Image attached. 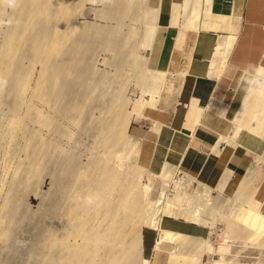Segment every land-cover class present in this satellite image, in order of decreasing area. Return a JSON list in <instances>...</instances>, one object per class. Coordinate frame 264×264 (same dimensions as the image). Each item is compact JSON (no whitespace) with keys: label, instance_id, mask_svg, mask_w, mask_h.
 Returning <instances> with one entry per match:
<instances>
[{"label":"rangeland","instance_id":"obj_1","mask_svg":"<svg viewBox=\"0 0 264 264\" xmlns=\"http://www.w3.org/2000/svg\"><path fill=\"white\" fill-rule=\"evenodd\" d=\"M14 1V0H13ZM17 1V0H16ZM15 1V2H16ZM30 1L29 3L27 2V5L28 7H26L25 9H22V10H26L27 12L30 11V13H26V11H22L20 9V2H22L20 0V2H12V0H8V3H7V7L5 8V11H4V14L6 16V18H4V20L2 22H5V23H1L0 26H2V31L0 29V51L2 50V47H3V42L2 40L3 37H1L3 35V33L5 34L6 30L4 28H9V25L13 22H15L14 20H19L20 22H22V20H20L19 18H21L22 16H24V12L28 15V16H32V18H30V20L37 18L35 19L37 21L33 22V24H39L38 22H40V26L37 25V26H33V27H36V30H34L35 28H33L32 26H30L31 24L27 25L29 26V28H32L31 30V34L27 33V36L23 35L24 39L27 41H22L21 42V45L22 47H17L16 46V49L17 51H20L21 53H17L16 49H15V61L14 62H18V63H15L18 64L19 66H15L13 68V66H11V68L13 69H10V72L12 73H15L14 75L13 74H10L8 75V77H11V78H8L3 80L0 78V134H3V135H0V264H46V261H44L45 259H47V257L50 255L49 253L51 252V248H50V237H48V235L51 234V232H55L56 234V238H59L61 239V241L65 242L64 244L65 245H68V246H71L73 244H78L80 243V239H78L79 237H77L75 234L76 232V229H77V226L79 225V219L81 218H84V219H87V223L89 224L88 228L89 229H92V230H97L100 232L99 233H105L107 234L108 231L105 229H107V226L108 228H110L112 226H115V224H111L112 220H114L117 215H119V212L117 213V211H114L115 209V202L117 201V199L119 198L118 196H120L119 194L121 193V189H125V186H127L130 190H134V191H137V190H140L141 189V186H145V185H148L149 181H150V184L148 186H150V191L148 192V194L146 195V200L142 199V202H144L143 204H146L147 203V200H148V197L150 198L149 200L150 201H153V197L154 199H156V195H158V192L160 190V182L157 181V179H150V167H149V163H150V160L151 159V155L154 154L155 150H156V146H157V143L154 142V144L152 145H149V149L150 151H148L149 155H144L143 157H140L137 155L136 157V148L134 147H137L138 149V146L135 145L134 146V143L132 146H130L131 144H129L128 142V137L129 136V139H140V150L142 149H145L144 147V143L145 141L142 142L141 137L142 135H147V132L151 129L152 126V122L150 120H144V119H133L129 126L126 128V131H125V140L124 142L123 141H118L120 143H112V142H116L115 140H112L114 138V134H113V131L112 132H108V130L105 131L104 129V135L102 133V130L99 126L101 125L102 127L105 125L106 128L107 126L109 127V125H113L115 122L116 124H118V117L116 118L117 115L116 112H118L117 114H119V111H121V109L124 111V112H127V111H130L132 110L133 108V101L136 100L137 98H139V94H140V91H142L146 84V88H147V85L149 87V85L151 84L150 80H148L150 78V76H148L147 74L143 76H138V75H141L140 73L138 72H135V73H132V72H124V71H121L122 69L121 68H118L116 70L117 67H119V60H120V56L123 54V51L122 49L120 51H122V54L120 53V55L118 54V51H116L115 47H114V43L116 44V42L112 41V38L113 37V34H114V31L116 32V29H117V33H118V30L120 29V33H118V35H120L121 37H125L124 34H126L125 32H128V29L129 27L134 26V28H138L139 26L137 25L135 27V25H131L130 24V16L128 14L129 17L127 18L126 16H124L125 18H122L124 20H122L120 17L118 18L119 19V22L121 20V22H124V27H122V24L120 22L119 26H118V21H117V18L115 16H112V14H110L111 12V5L110 6V3L108 4L109 1H106V0H103V1H97L98 3L95 2V4H93L90 0H79L80 1V4L81 6L79 7L80 4H78L79 2L75 1L74 5H73V9L72 11L75 13L73 15V12H72V17L70 18L69 20V24H66V26L68 25V30L71 29L72 27V30L71 31H67L68 33V37L66 36L67 34H64L66 37H64V35H62V40H61V37L60 39H58V45L60 44L61 45V50L63 53H59L57 56L55 55V57L48 59L50 61V63L46 62V59H45V56L43 55V58L45 59L43 61V59L38 56L39 53L37 54V49H35L34 51L36 52H33L32 50L34 48H36V43H34L33 45V41L32 39H35V40H38V36H41V34L43 32H45L44 34L47 33V30L48 31H51V28H56V26L58 25V23L60 24L62 21L61 19L59 20L58 18L61 16H59L58 19L59 21L61 22H57V25L55 24L54 26L52 24H54V21L56 20L55 17L52 19L51 17V20L52 22H50L51 20L47 17L50 16V7H45V6H49L51 3H53L54 1L53 0H47L46 1V4L44 3V9L46 8L47 11L49 12L48 16H37L35 17L34 16V13L32 10V7L33 9H37V5L39 2L41 3V1H37L35 2V0L32 2L31 0H28ZM44 1V0H43ZM49 1V2H48ZM85 1V2H84ZM87 1V2H86ZM111 1V0H110ZM119 0H115L114 2H117ZM122 4L125 5L124 1L121 0ZM131 1V0H130ZM130 1H128L130 3ZM38 2V3H37ZM102 2V3H101ZM107 2V3H106ZM124 2V3H123ZM133 2H135V0H132V4ZM141 22L143 23V25L145 24V19H144V10H145V6H146V3H148V5L146 6L147 8H152V9H155L156 8V5H157V0H149L147 2V0H141ZM173 2H179V0H173ZM19 3V4H18ZM32 6H30L31 4ZM39 3V4H40ZM130 3V4H131ZM14 4L15 7H13L12 5ZM29 4V5H28ZM35 4V6H34ZM38 4V6H39ZM55 4V3H54ZM84 4V5H83ZM17 5H18V9H17ZM77 5V6H76ZM83 5V8H81ZM12 6V8H11ZM53 6V5H51ZM78 9H77V8ZM109 7V8H108ZM82 10H81V9ZM106 8V9H105ZM29 9V10H28ZM31 9V10H30ZM76 9V10H75ZM14 12L12 13L13 15L15 14V16H18L16 15L18 12L20 13L22 11V13L19 14L18 18H13L15 16H12V14H10V12ZM18 10V12H17ZM79 10V11H77ZM105 10V11H104ZM76 11V12H75ZM80 11L82 12L80 14ZM85 11V12H84ZM110 11V12H109ZM31 13H33V15H31ZM77 13V14H76ZM12 17H10V15ZM47 14V13H46ZM79 14V15H78ZM96 14V15H95ZM21 15V16H20ZM26 15V16H27ZM112 17H111V16ZM3 16V17H5ZM41 16V18H40ZM106 16V17H105ZM109 16L111 18H109ZM25 17V16H24ZM45 20H44V18ZM104 17V18H103ZM108 17V18H107ZM9 18V19H7ZM12 20H11V19ZM28 18L25 20H23L24 23H22L21 25H24V27H22L21 29L24 28V32L27 30L28 27L25 26V23L26 21H30L28 20ZM43 18V19H42ZM115 18V19H114ZM23 19V18H21ZM40 19L42 21H40ZM109 21H108V20ZM8 20H11L8 24L7 21ZM17 20V22H18ZM54 20V21H53ZM56 20V21H58ZM129 20V21H128ZM55 21V22H56ZM144 21V22H143ZM43 22V23H41ZM52 23V24H51ZM73 23H76V27H74ZM8 25V27H5L6 25ZM46 24V25H45ZM52 25L51 28H49L50 26ZM87 25V24H90V25H87L86 27L84 26ZM127 24V25H126ZM5 25V26H4ZM13 25L14 23L12 24L11 26V29L13 28ZM46 26L47 28L44 29L46 31H44V29L40 30L41 26ZM70 25V26H69ZM94 26V29H93V26ZM96 25V26H95ZM116 25V26H115ZM126 25V26H125ZM131 25V26H130ZM89 26V27H88ZM104 26V27H103ZM116 28V29H112L111 28ZM85 27V28H84ZM107 27V28H106ZM118 27V28H117ZM121 27V28H120ZM28 28V31H30V29ZM40 28V29H39ZM90 28V29H89ZM97 30H96V29ZM100 28V29H99ZM106 28V30L104 29ZM111 28V29H109ZM126 28V29H125ZM20 29V28H19ZM38 29L40 31H38ZM74 29V30H73ZM80 29V30H79ZM93 29V30H92ZM9 30V29H8ZM34 30V31H33ZM77 30V32H76ZM84 30V32H83ZM87 30V31H86ZM90 30V31H89ZM103 30V31H102ZM113 30V31H112ZM139 30V29H138ZM75 33H74V32ZM94 31V32H93ZM100 31V32H99ZM105 31V32H104ZM18 32V31H17ZM34 34H33V33ZM38 35H36L35 34ZM40 32H42L40 34ZM79 32V33H78ZM104 32V33H103ZM122 32V34H121ZM7 33V32H6ZM49 33V32H48ZM47 33V35H45L44 37L41 36L42 38L39 37V39L41 40V43H43L41 45L42 49H44V46L45 48L48 47V39H49V34ZM66 33V32H65ZM73 33V35L71 34ZM93 33V34H92ZM97 33V34H96ZM40 34V35H39ZM75 34V35H74ZM83 34L85 36H83ZM99 34H101L99 36ZM32 35L34 36L32 37ZM82 35V36H81ZM90 35V36H89ZM98 35V36H97ZM117 34H115V36L117 37L118 36ZM30 36V37H28ZM37 36V37H36ZM70 36V37H69ZM102 36V37H101ZM118 36L117 38L120 39L121 37ZM48 39H47V38ZM73 37V38H72ZM79 37L80 38V41H79ZM84 37H86L87 39H85ZM93 37V38H92ZM31 38V39H30ZM37 38V39H36ZM116 38V39H117ZM121 38V39H123ZM134 38L133 40L136 41V37H132ZM132 38H131V41H132ZM20 39V38H19ZM44 39V40H43ZM65 39V40H63ZM78 42H77V40ZM84 39V41H83ZM94 39V40H93ZM117 39V40H118ZM120 39V41H121ZM22 40V39H21ZM20 40V41H21ZM32 40V41H30ZM47 41L46 43H44V41ZM83 43H82V41ZM64 41V42H62ZM70 41V42H69ZM75 42L76 44H78L76 46H74V43ZM25 42V43H24ZM61 42V43H60ZM86 42V43H85ZM3 43V44H2ZM38 44H40V42L37 41ZM118 43V41H117ZM128 44L130 45L129 41H128ZM17 45H20V42L17 44ZM33 45V46H32ZM36 45V46H35ZM59 45V46H60ZM63 45V46H62ZM65 45V46H64ZM73 45V47H72ZM2 46V47H1ZM32 46V48H31ZM35 46V47H34ZM58 46V47H59ZM82 46V47H81ZM30 47V48H29ZM34 47V48H33ZM76 47H79V49ZM84 47V48H83ZM68 48V49H67ZM73 48V49H72ZM75 48V49H74ZM19 49V50H18ZM21 49V50H20ZM24 49V50H23ZM27 49V50H26ZM72 49V50H71ZM83 49V50H82ZM59 50V48H58ZM64 50V51H63ZM77 50V51H76ZM29 53H28V52ZM44 50H42L43 52ZM46 51V50H45ZM66 51V52H65ZM75 53H73V52ZM89 51V52H88ZM1 53L0 52V58H1ZM32 54L33 55V59H34V56H36L35 54H37V56L39 57L38 60L40 59V62L39 61H36L37 64H34L36 65L35 67H33V65H31L32 67H30V63H31V57H29L30 55L29 54ZM35 53V54H33ZM41 53V52H40ZM68 53V54H67ZM84 53L85 56L82 54ZM89 53V54H88ZM140 53V54H139ZM23 54V55H22ZM42 54L44 53H41L40 55L42 56ZM62 54V55H61ZM76 54L77 57H76ZM83 57H81L80 55ZM138 54L139 56H146L147 55V51L146 49H140L138 51ZM28 55V56H27ZM31 55V56H32ZM21 56H23L21 58ZM36 56V57H37ZM53 56V55H52ZM75 56V57H74ZM80 56V57H79ZM87 56L89 59H87ZM73 57V58H72ZM92 57V58H91ZM25 58V59H24ZM50 58V57H49ZM59 58V59H58ZM63 58V59H62ZM67 58V59H66ZM72 58V59H71ZM32 59V61H33ZM37 58H35L34 60H36ZM69 59H71L69 61ZM90 59L92 61H90ZM1 60V59H0ZM26 60V61H25ZM62 60V61H61ZM64 60V61H63ZM68 60V61H66ZM44 62L45 64H51L46 66L45 67V64L44 63H41V62ZM51 61H56L55 63L54 62H51ZM61 61V63H60ZM67 64H66V62ZM71 61H73V64H70ZM78 61V62H77ZM85 61V62H84ZM89 63H88V62ZM20 62V63H19ZM30 62V63H29ZM41 63L42 65H44V68L46 69H42L43 66L41 64H38ZM71 65H69L68 64ZM77 62V64H76ZM87 62V63H86ZM92 62V63H90ZM60 63V64H59ZM79 63V64H78ZM33 64V62H32ZM46 64V65H47ZM58 64V65H57ZM62 64V65H61ZM64 64V65H63ZM85 64V66H84ZM29 70L30 68H32L33 70L31 71V73H33L31 75V73H29L30 71L27 70L26 73H24L23 71H26L25 70V67H22L24 66ZM79 65V66H78ZM89 65V66H88ZM93 65V66H92ZM60 66V67H59ZM67 66V67H66ZM76 66V67H75ZM92 66V68H91ZM18 67V68H17ZM42 67V68H41ZM49 67V68H48ZM69 67V68H68ZM72 67V69H71ZM75 67V68H74ZM17 68V69H16ZM23 68V69H22ZM54 70H53V69ZM56 68V69H55ZM61 69V72L59 71V69ZM65 68V69H64ZM68 68V69H67ZM86 70H85V69ZM90 68V69H88ZM151 68V67H150ZM21 69H22V72H21ZM41 69L43 71H41ZM58 69V70H57ZM74 69V70H73ZM98 69V70H97ZM12 70V71H11ZM17 70V71H16ZM20 70V71H18ZM31 70V69H30ZM40 70V71H39ZM66 73L64 75V73ZM91 70V71H90ZM93 70V72H92ZM96 70V72H95ZM103 70V71H102ZM117 72H116V71ZM39 74L42 73V72H47L48 74H45V73H42L44 75H42V78L45 79L44 77H47L46 78L47 80H43L40 76L41 74L39 75V79H37L38 77V72ZM54 71V72H53ZM58 71V72H57ZM69 71H70V74H69ZM84 71V72H83ZM90 71V72H89ZM50 72V73H49ZM52 72V73H51ZM57 72V73H56ZM72 72V73H71ZM100 72V73H99ZM110 72V73H108ZM116 72V73H115ZM54 73V74H53ZM56 73V74H55ZM74 73V75H73ZM99 75H97V74ZM103 73V74H102ZM107 73V74H106ZM24 74H26V77H30L32 79L28 80L26 77V80H27V85H26V89L24 91V89L21 90L20 86L21 85H18L20 84V81L21 80H25L24 78H22ZM28 74V75H27ZM52 74V75H51ZM63 76H62V75ZM79 74V75H78ZM88 74V75H86ZM94 74V75H93ZM114 74V75H113ZM30 75V76H29ZM34 75V76H33ZM47 75V76H46ZM58 75V76H57ZM61 75V76H60ZM93 75V76H91ZM112 75V76H110ZM20 76V78H17V77ZM44 76V77H43ZM53 76V77H52ZM66 76V77H65ZM87 76V77H86ZM95 76V77H94ZM98 76V77H97ZM100 76V77H99ZM107 76H109L108 78H106ZM146 76V77H145ZM15 77V78H13ZM51 77V78H50ZM56 77V78H54ZM59 77V79H57ZM62 77V78H61ZM71 77V78H70ZM81 77V78H80ZM83 77H85L86 79H84ZM143 77V78H142ZM40 78L43 80V84L40 85L38 84L39 81H40ZM55 80H54V79ZM69 78V79H68ZM93 78V79H92ZM61 79V80H60ZM67 79V80H65ZM72 79V80H71ZM80 79V80H79ZM104 79V80H103ZM177 83H176V76L175 75H168L166 76L165 80H164V84L163 86L161 87V90L160 91V95L158 98V103H157V109H147L145 111V114L154 120L157 119V118H162L164 117V115H168L169 111L171 110V108L173 106H175L176 104V85L179 83V80L180 78H177ZM250 79V78H249ZM36 80H39L36 82ZM52 80V81H51ZM145 80V81H144ZM7 81V82H6ZM11 81V82H9ZM29 81V83H28ZM45 81V82H44ZM54 81V83H53ZM69 84H68V82ZM83 81H84V85H83ZM2 82V83H1ZM19 82V83H17ZM42 82V81H41ZM60 82V83H58ZM109 82V83H108ZM5 83V84H4ZM39 86V87H34V86H37L36 84ZM49 83V84H48ZM52 83V84H50ZM67 84L66 85H64ZM80 83V84H79ZM91 83V84H90ZM106 83V84H105ZM148 83V84H147ZM46 84V85H44ZM58 84V85H57ZM60 84V86H59ZM86 84V85H85ZM89 84V86L87 85ZM101 84V85H100ZM108 84V85H107ZM5 85V86H4ZM10 87H9V86ZM18 85V87L16 86ZM69 85L70 87L72 88H69ZM75 85V86H74ZM77 85V86H76ZM79 85V86H78ZM81 85V87H80ZM93 85V86H92ZM110 85V86H109ZM116 85V86H115ZM48 86V87H47ZM51 86V87H50ZM54 86V87H53ZM56 86V87H55ZM63 86V89L62 87ZM97 86V87H95ZM101 86L99 89L98 87ZM111 88L109 89L108 88ZM245 86V85H244ZM40 87L44 88L42 89L43 91H45L46 94H43V95H39L41 93H43L41 90L39 92V89ZM60 87V89H59ZM67 87V88H66ZM85 89H83V88ZM92 87H95V88H92ZM16 88V89H15ZM19 88V89H18ZM30 88V89H29ZM39 88V89H38ZM47 88V89H46ZM49 88V89H48ZM81 90H80V89ZM88 88V89H87ZM105 88V89H104ZM117 88V89H116ZM120 88H121V91H120ZM143 88V89H141ZM4 89V90H3ZM11 89V90H10ZM34 89V90H33ZM35 89H37V91H35ZM57 89V90H56ZM59 89V90H58ZM116 89V90H115ZM10 90V91H9ZM19 90V91H18ZM33 90V92H32ZM72 90H74L72 92ZM77 90V91H76ZM90 90V91H89ZM97 90V91H96ZM107 90V91H106ZM109 90V91H108ZM5 91V92H3ZM14 91V92H13ZM21 91H23L24 93H20ZM57 91V93L55 92ZM62 91V92H61ZM64 91V93H63ZM118 91V92H117ZM18 92H19V96H18ZM39 92V94L37 93ZM76 92V93H75ZM84 92H87L84 94ZM97 92V93H96ZM99 92V93H98ZM110 92V93H109ZM126 92V93H125ZM243 92H244V87H243ZM2 93V94H1ZM4 93V94H3ZM74 93V94H73ZM105 93V94H104ZM116 93V95H115ZM132 93V94H131ZM35 94H37L39 96H35ZM58 94V95H57ZM84 94V95H82ZM118 94V95H117ZM32 95V96H30ZM47 97H46V96ZM53 95V96H52ZM68 95V97H67ZM75 97H74V96ZM82 95V96H81ZM94 95V96H93ZM106 95V97L104 96ZM125 97H124V96ZM243 95V93H242ZM22 96V97H21ZM42 96L43 98L46 97V101H48V103H51L50 104H46V101H42ZM45 96V97H44ZM53 98H52V97ZM72 96V97H71ZM85 96V97H84ZM90 96V97H89ZM97 96V97H96ZM33 98V99H30ZM35 97V98H34ZM38 99H37V98ZM63 97V98H62ZM82 97V98H81ZM100 97V98H99ZM123 97V98H122ZM19 98V99H18ZM21 98V99H20ZM23 98V99H22ZM42 98V99H40ZM48 98V99H47ZM49 98H50V101H49ZM57 98V99H56ZM96 98V99H95ZM115 98V99H114ZM116 98L118 100H116ZM149 97H145V99H148ZM18 99V100H17ZM37 99V100H36ZM61 99V100H60ZM78 99V100H77ZM82 99V101H81ZM122 99V100H121ZM128 99V100H127ZM132 99V101H131ZM40 100V102L38 101ZM58 100V101H56ZM71 100V101H69ZM90 100V101H88ZM120 100V101H119ZM125 100V101H124ZM18 101V103H17ZM62 103H61V102ZM65 101V102H64ZM67 101V102H66ZM112 101V102H110ZM117 101H119V105L117 103ZM128 101H131L130 103ZM256 101L258 102V107H257V112L255 115H252L251 119L253 122H251V119L246 123L244 124L243 127H239L237 129V131H234L233 128H232V132L230 134L233 133L234 131V134L231 135V138L234 139L235 142H237L238 144L244 146L246 149L252 151L253 153V156L252 155H248L245 163L243 165H248V163H251L252 162V157L253 158V162L255 160V164L258 165V168H257V171H256V175H255V180H254V186L253 187H257L258 186V189H257V192L255 194V199L257 201H259L261 203L260 205V211H262L264 213V174L262 172H264V137H262V135L264 136V98L259 95L257 98H256ZM29 102V103H28ZM44 102L45 105L42 106V103ZM55 102V103H54ZM84 102V104H82ZM92 102V103H90ZM95 104H94V103ZM99 102V104H98ZM101 102V103H100ZM110 104H109V103ZM123 102H128L127 104L126 103H123ZM32 103V104H31ZM41 103V104H40ZM43 103V104H44ZM108 103V104H107ZM113 103V105H112ZM124 105H123V104ZM30 104V105H29ZM63 104V105H62ZM67 104V105H66ZM120 104H122V106L119 108ZM86 105V106H85ZM106 105V106H105ZM108 105V106H107ZM22 106V107H21ZM29 106V107H28ZM32 106H35L36 108L38 107V110L41 109L39 112V114H41L42 112V115H45L44 118L42 117V121L39 123H37V114H38V110L35 111L37 114L35 115V112H34V108L32 110ZM49 108H48V107ZM68 106V107H67ZM79 106V107H78ZM89 109H88V107ZM104 106V107H102ZM117 106V107H116ZM125 106V107H123ZM43 107V109H42ZM82 109H81V108ZM94 109H93V108ZM115 107V108H114ZM123 107V108H122ZM128 107V108H127ZM60 108V109H59ZM87 108V109H86ZM109 108V109H107ZM160 108V109H159ZM9 109V110H8ZM28 109V110H27ZM49 109V110H48ZM63 109V110H62ZM81 109V110H79ZM97 109V110H96ZM104 109V110H103ZM111 109L113 110V114L111 112ZM117 109V110H115ZM127 109V111H125ZM16 110V111H15ZM43 110V111H42ZM85 110V111H84ZM109 112L107 114V112ZM19 111V112H17ZM64 111V112H63ZM87 111V112H86ZM91 111V113L89 112ZM167 111V112H166ZM30 112V113H29ZM32 112H34L33 114H31ZM44 112V113H43ZM57 112V113H56ZM62 112V113H61ZM82 112V113H81ZM86 112V114H85ZM100 112V113H99ZM105 112V113H104ZM10 113V114H9ZM93 113V114H92ZM99 113V114H98ZM104 113V114H103ZM3 114V115H2ZM12 114V115H11ZM19 114V115H18ZM24 114V115H23ZM26 114V115H25ZM83 114V115H82ZM112 114V115H111ZM16 115L17 118H21L20 119V122L18 124V122H16V126H18L17 128L15 126H11L12 130L10 129V125L8 126V123L9 121ZM21 115V116H20ZM48 115V116H47ZM85 115V116H84ZM93 115V116H91ZM103 119H102V117ZM104 115V116H103ZM2 116V117H1ZM3 116H4V119H3ZM34 119H32V117ZM35 116V117H34ZM63 116V117H62ZM46 117V118H45ZM48 117V118H47ZM91 117V118H90ZM115 117V118H113ZM36 118V120H35ZM61 118V120H60ZM75 118H76V121H75ZM95 118V119H93ZM113 118V119H111ZM254 118V119H253ZM8 119V121H7ZM14 119V118H13ZM31 119V121H30ZM45 119L46 122L43 120ZM68 119V120H67ZM72 119V120H70ZM102 119V120H101ZM111 119V120H110ZM118 119V120H117ZM34 120V121H33ZM48 120V122H47ZM50 120V121H49ZM100 120V121H99ZM105 120V122H104ZM158 120V119H157ZM45 123H44V122ZM57 121V122H56ZM98 121L100 123H98ZM107 121V122H106ZM110 121V123L108 122ZM112 121V122H111ZM160 121V120H159ZM43 122V124H41ZM105 124H104V123ZM33 123V124H32ZM76 123V124H75ZM87 123V124H85ZM7 127H6V125ZM18 124V125H17ZM37 124V125H36ZM45 124V125H44ZM53 124V125H52ZM73 124V125H72ZM75 124V125H74ZM90 124V126L88 125ZM104 124V125H103ZM26 125V126H25ZM51 126V128L49 127ZM65 126V127H64ZM86 126V127H84ZM93 126V127H92ZM98 126V127H97ZM233 126V125H232ZM4 127V128H3ZM29 127V129H28ZM43 127V128H42ZM61 127V128H60ZM64 127V128H63ZM82 127V128H81ZM17 130H16V129ZM37 128V129H36ZM55 128V129H54ZM97 129V130H94V129ZM3 129V130H2ZM7 129V130H6ZM13 129H15L13 131ZM48 129V130H47ZM54 129V130H53ZM88 129V130H87ZM23 130V131H22ZM30 130V131H29ZM53 130V131H52ZM93 130V131H91ZM101 130V132L99 131ZM17 131V132H16ZM25 131V132H24ZM51 131V132H50ZM55 131V132H54ZM61 131V132H60ZM90 131V132H89ZM97 131L98 133H100L98 136H97ZM152 131V130H151ZM12 132V133H11ZM37 132V133H36ZM40 132V133H39ZM66 132V133H65ZM73 132V134L71 135L70 133ZM86 132V133H85ZM106 132V134H105ZM13 135H11V134ZM54 133V134H53ZM58 133V134H57ZM93 133H94V136H93ZM110 133V134H108ZM152 133H154L152 131ZM7 134V135H5ZM37 134V135H36ZM49 134V135H48ZM56 134V135H55ZM66 134V135H65ZM96 134V135H95ZM58 135V136H57ZM69 135V136H68ZM91 135V136H90ZM101 135V136H100ZM68 136V138H67ZM93 136V137H92ZM106 136V137H105ZM108 136V137H107ZM110 136L112 138H110ZM139 136V137H138ZM2 137V138H1ZM10 137V138H9ZM105 139H104V138ZM133 137V138H132ZM146 136L142 137L143 139L145 138ZM262 137V138H261ZM6 138V139H5ZM40 138V139H39ZM60 138V139H59ZM71 138V139H70ZM102 138V139H101ZM37 139V140H36ZM47 139V140H46ZM58 139V140H57ZM98 139V140H97ZM263 139V140H262ZM39 140V141H38ZM60 140V141H59ZM104 140V141H103ZM109 140V141H108ZM36 141V142H35ZM49 141V142H48ZM102 141H103V144H102ZM108 141V142H106ZM38 142V143H37ZM54 142V144L52 145V143ZM99 142V143H98ZM105 142L107 144H105ZM7 143V144H6ZM46 143V144H44ZM48 143V144H47ZM51 143V144H49ZM64 143V144H63ZM77 143V144H76ZM95 143V144H94ZM98 143V144H97ZM124 143V144H123ZM57 144V145H56ZM60 144V145H59ZM76 144V145H75ZM105 144V146H104ZM112 144V145H111ZM114 144V145H113ZM117 144V145H116ZM129 144V145H128ZM137 144V143H135ZM45 145V146H44ZM52 145V146H51ZM61 147H59V146ZM108 145V146H107ZM116 145V147H114ZM121 145V146H120ZM42 146V147H41ZM50 146V147H49ZM118 146V147H117ZM133 148L131 149L130 147ZM59 147V148H58ZM65 147V148H64ZM82 147V148H81ZM93 147V148H92ZM107 147V148H106ZM110 147V148H109ZM126 147V149H125ZM40 148V149H39ZM48 148V149H47ZM88 148V149H87ZM99 148V149H98ZM101 148V149H100ZM122 148V149H121ZM130 148V150H128ZM45 149V151L43 150ZM54 149V150H53ZM72 149V150H71ZM76 149V150H75ZM96 149V150H95ZM109 151H112L114 150L113 152H109ZM111 149V150H110ZM32 150V151H31ZM41 150V151H40ZM49 150V151H48ZM65 150V151H64ZM68 150V151H66ZM90 150V151H88ZM127 150L128 153H126L125 151ZM135 150V151H132ZM39 153H38V152ZM43 151V152H42ZM47 151V152H46ZM85 151V152H84ZM94 151V152H93ZM122 151V152H121ZM129 151H131L129 153ZM50 152V153H49ZM66 152V154L64 153ZM81 152V153H80ZM83 152V153H82ZM97 152V153H95ZM104 152V153H103ZM109 152V153H107ZM121 152V153H120ZM125 152V153H124ZM42 153H43V157H42ZM73 153V154H72ZM80 153V154H79ZM85 153V155H84ZM90 153V154H89ZM101 153V154H100ZM120 153V154H119ZM131 153H135V155H132ZM34 154V155H33ZM41 154V156H40ZM48 154V155H47ZM75 154V155H74ZM102 154H106V155H102ZM110 156H108V155ZM118 154L117 157H115L116 155ZM124 154V156H123ZM128 156H127V155ZM47 155V156H46ZM76 155H79V156H76ZM88 155V156H87ZM114 155V156H113ZM131 155V156H129ZM35 156V157H34ZM71 156V157H70ZM91 156V157H89ZM97 156V157H96ZM101 156V157H100ZM107 158H106V157ZM122 156V157H121ZM135 156V157H134ZM259 156V157H258ZM261 156V157H260ZM34 157V159H33ZM38 159H37V158ZM70 157V158H69ZM77 157V158H76ZM81 157V158H80ZM96 159H95V158ZM99 157V158H98ZM105 159H104V158ZM111 160H108L109 158ZM114 157V158H113ZM129 157V158H127ZM136 159V161L133 159ZM228 157V154H224L223 155V158H227ZM258 158V159H255V158ZM43 158V159H41ZM51 158V159H50ZM55 158V159H54ZM90 159L87 160V159ZM122 158V159H121ZM131 158V159H130ZM73 159V160H72ZM92 159V160H91ZM116 159V160H115ZM33 160V161H32ZM81 160V161H80ZM118 160V161H117ZM122 160V161H121ZM126 160V161H125ZM131 160V161H130ZM92 161V162H91ZM97 161V162H96ZM101 161V162H100ZM104 161V162H103ZM107 161V162H106ZM109 161V163H108ZM116 161V162H115ZM133 161V162H132ZM169 163H172L170 162L169 160H167ZM70 162V163H69ZM76 162V163H75ZM90 162V163H89ZM94 162V163H93ZM107 165L106 167H104L105 165ZM111 162V163H110ZM121 162V163H120ZM124 162V163H123ZM128 162V164H127ZM36 163V164H35ZM74 163V164H72ZM81 163V164H80ZM100 163H102L100 165ZM108 163V164H107ZM174 163V162H173ZM7 164V165H6ZM33 164V165H31ZM79 165V166H76V165ZM90 166V164H92L90 167L87 166V165ZM123 164V165H122ZM57 165V166H56ZM99 165V166H98ZM110 167H109V166ZM133 165V166H132ZM252 164H250V167H251ZM7 166V167H6ZM67 166V167H66ZM69 166V167H68ZM77 168H76V167ZM103 166V167H102ZM116 166V167H115ZM118 166V167H117ZM139 166L141 167V169L139 168ZM33 167V168H32ZM37 167V168H36ZM61 167V168H60ZM83 167V168H82ZM85 167V168H84ZM87 167V173L85 171ZM95 167V168H94ZM98 167V168H97ZM109 167V168H108ZM113 169H112V168ZM124 167V168H123ZM133 167V168H132ZM139 168L140 170L138 169H135V168ZM2 168V170H1ZM4 168V169H3ZM57 168V169H56ZM71 168V169H70ZM73 168V169H72ZM90 168V170H88ZM97 168V170H96ZM105 169V170H108L106 171V174H105V171L101 170V169ZM260 168V170H259ZM30 169V171H29ZM56 169V170H55ZM263 169V170H262ZM79 170V171H78ZM95 170V171H93ZM116 170L117 173L113 172V171ZM123 171L124 170V173L120 171ZM133 170V171H132ZM135 170V171H134ZM143 170V171H142ZM259 170V171H258ZM56 171H57V174H56ZM69 171V172H68ZM78 171V173H77ZM100 171L103 173H100ZM131 171V172H130ZM160 171V168L158 170V172H155V173H159ZM33 172V173H32ZM55 172V173H54ZM59 172V173H58ZM81 172V173H80ZM113 172V176L116 175V177L118 176V178H115L110 175V173ZM129 172V173H127ZM135 172H137L135 174ZM141 172V173H139ZM142 172H144L142 174ZM149 172V173H148ZM218 171L215 170V173L217 174ZM8 173V174H6ZM60 173H64L63 175H61ZM84 173V174H82ZM86 173V175H85ZM88 173L90 174L88 175ZM96 173V174H95ZM108 173V174H107ZM115 173V174H114ZM215 173H211L210 175L208 174L207 176L204 175L202 173L203 176V182L205 183L204 185L203 184H199L196 180H192V182H189V176L188 175H185L183 172H180V171H176L175 174H174V180H179L181 181L182 183H185L187 182L185 188H186V192L189 196L191 197H195L193 195L197 194V192H203V190H205L204 186L206 185L208 188L212 189L209 193V200H216L215 201V204L216 202L219 204L220 207H218V204H217V207H211L210 205V209H208L209 211H212L209 213V216H207L208 218H206V215L204 216V218L207 220V222H212L213 224H216V225H211L212 227H210L209 224H204V225H198V224H195V223H190V222H187L185 221V217L183 214H181L180 216H176V212L177 213H180V211H177L176 210V205L174 206V210H172V217H167L168 219H171V220H175V221H178V222H181V223H184V224H189L191 225V229L195 230L196 227H200V230H202L203 234L201 236H198L200 238H204L205 242H208L207 244L205 245H208L209 244V247L206 246H202L203 248H206L203 250L204 253H202V257L201 259L199 260V263L200 264H264V235H259L261 239L258 235H254L252 233L251 235V232H253V229L249 228V230H247V228L245 226V224H243L242 222H240V224H237L239 223L238 221L239 220H236L237 218L235 217V215L237 214H234V210H236L238 208V206L240 207V205L242 206V201L241 200H238V201H235L233 200L234 197H233V192L236 188V183L238 181V179L241 177V172H237L236 173V177H234L232 179V181L230 183H227L226 182V187L224 189V192L222 189H220V185L219 184L218 186H216V184L214 183L216 179V174ZM3 176H2V175ZM17 174V175H16ZM40 176H39V175ZM56 174V175H55ZM81 174V175H79ZM95 174V175H94ZM105 174V175H104ZM125 174V175H124ZM148 174V175H147ZM244 174V173H242ZM260 174V175H259ZM6 175V176H5ZM53 175V176H52ZM85 175V176H84ZM109 175V176H108ZM129 175V176H128ZM134 175V176H133ZM192 175V174H191ZM212 175V176H211ZM245 175L247 176L246 180H245V185H243L242 187V190L240 192H242V195L244 196V191L247 187V184L250 180V175L245 173ZM258 175L260 176V178H258ZM14 176V177H12ZM16 176V177H15ZM55 176V177H54ZM80 178V179H78ZM94 176V177H93ZM102 176H104L105 178H103ZM108 176L109 178L111 177V187L113 188L114 187V190L111 188V187H107L106 188V185L107 184L106 180H108L109 178L106 177ZM128 176V177H127ZM136 176V177H135ZM140 176V177H139ZM23 177V178H22ZM85 177V178H84ZM95 177H98L100 179H96ZM127 177V178H126ZM135 177L136 179L134 180ZM148 177V179H147ZM6 178V179H5ZM17 178V179H16ZM53 178V179H52ZM83 178V179H82ZM89 178V179H87ZM122 178V179H121ZM130 178V179H129ZM133 178V179H131ZM177 178V179H176ZM76 179V180H75ZM86 179V180H85ZM94 181H93V180ZM118 181L119 183L117 184V182L115 181ZM118 179V180H117ZM5 180V181H4ZM21 180V182H20ZM23 180V181H22ZM25 180V181H24ZM79 180V181H78ZM85 182H84V181ZM101 182H105L104 184V188L99 185L100 184V181ZM112 180H114V182H112ZM127 180V181H126ZM129 180V181H128ZM133 180V181H132ZM139 180V181H138ZM149 180V181H148ZM159 180V179H158ZM217 180V179H216ZM261 180V181H260ZM78 181V182H77ZM82 181V182H81ZM87 181V182H86ZM89 181V182H88ZM110 179L108 180V183H109ZM123 181V182H122ZM133 183H132V182ZM135 181V182H134ZM17 182H19L17 184ZM76 182V183H75ZM81 182V183H80ZM84 182V183H83ZM97 184H96V183ZM116 182V183H115ZM152 182H153V185H152ZM155 182V183H154ZM157 182V184H156ZM4 183V184H3ZM64 183V184H63ZM67 183V184H65ZM73 183V184H72ZM80 183V184H78ZM88 183V184H87ZM102 183V184H103ZM129 185H127V184ZM135 183V184H134ZM139 183V184H137ZM12 184V185H11ZM69 184V185H68ZM71 184V185H70ZM81 184H85V185H81ZM116 184V185H115ZM132 184V185H131ZM174 186H173V185ZM169 185V187L167 189L169 190H166V198H168V201L169 202H172L173 201V197L176 196V190L174 191V189H176V186L174 183H172ZM189 184V185H188ZM65 185V186H64ZM67 185V186H66ZM82 188H81V186ZM89 185V186H88ZM98 185V186H97ZM110 186V184H107V186ZM125 185V186H124ZM137 185V186H136ZM159 185V186H158ZM188 185V186H187ZM3 186V187H2ZM73 186V187H72ZM88 186V188H87ZM92 188H91V187ZM94 186V187H93ZM97 186V187H96ZM116 186V187H115ZM118 186V187H117ZM119 186H121L119 188ZM124 186V187H123ZM130 186V187H129ZM140 186V188H139ZM157 186L159 188H157ZM216 186V187H215ZM78 187V188H77ZM100 187H102L100 189ZM184 187V186H183ZM80 188V189H79ZM111 190H109V189ZM119 188V189H118ZM126 188V189H128ZM135 188V189H134ZM138 188V189H136ZM158 190H156V189ZM219 188V189H218ZM73 189V190H72ZM75 189V190H74ZM82 189V190H81ZM85 189H86V192H85ZM97 189V190H96ZM107 189V190H106ZM207 189V188H206ZM100 190H103L100 191ZM113 190V191H112ZM116 190V191H115ZM120 190V192L118 191ZM156 190V191H155ZM2 191V192H1ZM73 191V192H72ZM76 191V192H75ZM80 194H78L79 192ZM91 191V192H89ZM96 191H100V195H101V199H100V195L99 194H96V197L95 196V193H98ZM112 193H110V192ZM85 193H89V197H94V200H95V203L90 207L89 205H87L85 203V200L86 198L88 197V194H84ZM95 192V193H94ZM109 193L106 194V193ZM114 192V193H113ZM117 192V193H116ZM76 193V194H75ZM91 193V195H90ZM150 193V194H149ZM70 194V195H69ZM118 194V195H117ZM156 194V195H155ZM175 194V196H174ZM237 194V193H236ZM77 195V197L80 195L79 198L75 197ZM85 195V196H84ZM8 196V197H7ZM70 196V197H69ZM87 196V197H86ZM108 197V200L106 199ZM111 196V197H110ZM114 196V197H113ZM156 196V197H155ZM220 196V197H219ZM6 199H5V198ZM12 197V199H11ZM86 197V198H85ZM105 197V201H104V198ZM118 197V198H117ZM152 197V198H151ZM59 198V199H57ZM70 198V199H69ZM73 198V199H72ZM97 198V200H96ZM99 198V199H98ZM111 198V199H110ZM230 198H231V201H230ZM54 199V201H53ZM82 199V200H81ZM85 199V200H83ZM103 199V201H102ZM109 199H110V202H109ZM218 199V201H217ZM220 199V200H219ZM71 200V201H69ZM75 200H79L78 202H76ZM81 200V201H80ZM99 200V201H98ZM107 200V202H106ZM114 200V201H113ZM197 200V199H196ZM208 200V201H209ZM233 200V201H232ZM7 201V203H6ZM9 201V202H8ZM52 201V202H51ZM75 201V203L73 202ZM84 201V203L82 202ZM207 201V202H208ZM11 202V203H10ZM71 202V203H70ZM104 202H106L107 204L110 203L111 206L114 208L112 209L110 204L109 206H106L107 204H105ZM112 202V203H111ZM211 201H209V204ZM240 202V203H239ZM50 203V204H49ZM65 203V204H64ZM81 203V204H80ZM102 203V204H101ZM214 203V202H213ZM12 204V205H11ZM67 204V205H66ZM70 204V205H69ZM71 204H73L71 206ZM76 204V205H74ZM96 204V205H95ZM114 206H113V205ZM2 205V206H1ZM4 205V206H3ZM10 205V206H9ZM54 205V206H53ZM61 205V206H60ZM66 205V206H65ZM79 205V206H78ZM236 205H238L236 207ZM7 206V207H6ZM48 206V207H47ZM50 206V207H49ZM70 208H69V207ZM87 206H89V208H87ZM106 206V207H105ZM143 206L145 205H142V208ZM52 207V208H51ZM62 207V209H61ZM73 207V208H71ZM75 207V208H74ZM78 207H80L78 209V213L75 212L74 209H77ZM83 207H86L83 208ZM93 207V208H92ZM94 207H97L95 208L96 210H94ZM101 207V210L100 208ZM108 207V209H106ZM110 207V208H109ZM146 207L147 208H143L144 212H149V209L148 207L150 206H147L146 204ZM236 207V208H235ZM9 208V209H8ZM59 208V210H58ZM82 208V209H81ZM103 208V209H102ZM220 208V209H219ZM13 209V210H12ZM53 209V210H52ZM69 209V210H68ZM98 209V210H97ZM110 209V210H109ZM112 209V210H111ZM148 209V210H147ZM234 209V210H233ZM58 210V211H57ZM71 210H72V213H71ZM74 210V211H73ZM86 210V211H85ZM93 210V211H92ZM100 210V211H99ZM108 210V211H106ZM116 210V209H115ZM233 210V211H232ZM239 210V208L237 209V211ZM9 211V212H8ZM13 211V212H12ZM50 211V212H48ZM51 211H52V214H51ZM56 211V212H55ZM83 211V213H82ZM89 213H88V212ZM96 211V212H95ZM99 211V212H98ZM103 211V212H102ZM112 211H114L113 213H116V216L115 214L113 215ZM214 211V212H213ZM61 212V213H60ZM68 212V213H67ZM81 212V213H80ZM106 212H107V215H110L109 218L107 215H106ZM110 212V213H109ZM143 212V215L144 216V213ZM147 212V213H148ZM218 212V213H217ZM13 213V214H12ZM16 213V214H15ZM46 213V214H45ZM58 213V215H57ZM66 213V214H65ZM75 215H74V214ZM88 213V214H87ZM101 213V214H100ZM217 213V214H216ZM239 213V211H238ZM56 214V215H54ZM65 214V215H64ZM70 214V215H69ZM105 214V215H104ZM174 214V215H173ZM222 214V215H221ZM234 214V215H233ZM45 215H48V216H45ZM53 215V216H52ZM71 215H74V216H71ZM79 215V216H78ZM87 215V217H86ZM91 215V216H90ZM94 215V216H93ZM99 217H98V216ZM147 215V214H145ZM224 215V216H223ZM232 215V216H231ZM44 216V217H42ZM56 216V217H55ZM61 216V217H60ZM65 216V217H64ZM68 218H67V217ZM115 216V218L113 219V217ZM176 216V217H175ZM223 216V218H222ZM41 219H40V218ZM51 217V218H50ZM79 217V218H78ZM97 217V218H95ZM105 217V219H104ZM147 216H145L144 218H146ZM226 217V218H225ZM229 217V218H227ZM46 221H45V219ZM49 218V220H48ZM56 218V219H55ZM65 218V219H64ZM71 218V219H70ZM89 218V220H88ZM93 218V219H92ZM103 218V219H102ZM109 218V219H108ZM166 217H163L161 222H160V225L167 229L166 227V224L163 225V222L166 223L165 220H168ZM231 218V219H230ZM236 218V219H235ZM68 219V220H66ZM91 219V220H90ZM97 221H96V220ZM235 219V220H234ZM63 220V221H62ZM71 221V223H73L72 227L70 226L71 224L69 223ZM94 220H95V224L94 223ZM143 220V219H142ZM217 220V221H216ZM230 220V221H229ZM51 221V222H50ZM57 221V222H56ZM77 221V222H76ZM92 221V222H90ZM99 221V222H98ZM105 223H104V222ZM107 221H108V224H107ZM234 221V222H232ZM236 221V223H235ZM46 222V223H45ZM56 222V223H55ZM68 222V223H67ZM228 222V223H227ZM230 222V224H229ZM51 225H50V224ZM65 226H64V224ZM78 223V224H76ZM104 223V224H102ZM43 224V225H42ZM48 224V225H47ZM60 224V225H59ZM68 224V226H67ZM70 224V225H69ZM75 224V225H74ZM106 224V225H105ZM140 224V223H139ZM138 224V225H139ZM238 226L239 225V228H241L242 232L240 234V236L238 235H234L235 233L231 232V228L232 226ZM234 224V225H233ZM237 224V225H235ZM242 224V226H240ZM94 225V226H93ZM206 225V226H205ZM245 225V226H244ZM48 226V227H47ZM52 226V227H51ZM57 226V227H56ZM103 226V227H102ZM231 226V228H230ZM69 227V228H68ZM75 230H73L72 228H75ZM97 228V229H94ZM99 227V228H98ZM142 229H141V228ZM170 227V226H168ZM210 227V228H208ZM248 227V226H247ZM50 228V231L49 233L47 232ZM52 228V229H51ZM68 228V229H67ZM104 228V229H103ZM138 231L134 230L132 228L131 225H126L122 228V233H121V236L125 235V237L122 238V244H118L117 242H115V244L113 245L114 248L115 245L117 246V248L114 250V249H111L110 252H112L110 254L109 250L107 251L106 248L103 246H99L98 247V252L101 253L103 252V254H99L97 253V257L99 258L98 260V263H107V261H109V258L112 257L114 255L115 256H118L119 257V254L122 250L123 247H126L129 246V244L132 243V241L135 239V236L137 234H134V233H137V232H141L140 234V238L142 240V246L140 248L141 249V252L139 255V258L141 257L142 258H145L147 260H149V263L150 264H167L168 262V259H169V253L168 255L165 253L164 255L165 258L163 257L162 259H153V258H148L146 255H145V251H144V248H143V234L146 232V231H149L151 233H153L155 235L156 238V242L159 238V232L155 229H150V228H147L146 226H144L143 224L139 227ZM54 229V230H53ZM64 234H63V231ZM131 229V230H130ZM141 229V230H140ZM245 229V230H244ZM67 230V231H66ZM74 232H72V231ZM103 230L105 232H103ZM127 230V231H126ZM140 230V231H139ZM170 231L172 232H176L175 229L173 228H169ZM125 233H124V232ZM246 231V233H245ZM69 232V234H68ZM72 234H71V233ZM107 232V233H106ZM128 232V233H127ZM181 233H184L182 231H180ZM192 232V233H193ZM250 232V233H249ZM6 233V234H5ZM9 233V234H8ZM15 233V234H14ZM44 233V235H43ZM48 233V234H47ZM133 233V234H132ZM191 233V234H192ZM8 234V235H7ZM54 234V233H53ZM58 234V235H57ZM70 234L72 235L70 237ZM75 234V235H74ZM245 234V235H244ZM249 234V236H248ZM68 235H69V238H68ZM253 237H251V236ZM6 236V237H5ZM67 236V237H66ZM79 236V235H78ZM191 236V235H190ZM257 236V237H256ZM4 237V238H3ZM8 237V238H7ZM12 237V238H11ZM14 237V238H13ZM45 237V238H44ZM66 239H65V238ZM16 238V239H15ZM74 238V240H73ZM127 238V239H126ZM241 238V239H240ZM259 238V239H258ZM5 239V240H4ZM7 239V240H6ZM49 239V240H48ZM58 239V240H59ZM129 239V240H128ZM248 239V240H247ZM11 240V241H10ZM67 240H70L68 241L67 243ZM77 240V241H76ZM125 240V241H124ZM7 241V242H6ZM10 241V243H9ZM127 241V242H126ZM233 241V242H232ZM247 241V242H246ZM6 242V243H5ZM35 242V243H34ZM125 242V244H124ZM155 242V243H156ZM161 245L162 244H170L172 245V248L175 246V243H173V241L171 242L170 240H162L161 241ZM260 242V243H259ZM258 243V244H257ZM9 244V245H8ZM12 244V245H11ZM48 244V245H47ZM225 244V245H224ZM33 245V246H32ZM119 245V246H118ZM160 245V246H161ZM235 245V246H234ZM12 246V247H11ZM123 246V247H122ZM2 247V248H1ZM33 247V248H32ZM49 247V248H48ZM201 247V248H202ZM14 248V249H13ZM32 248V249H31ZM113 248V247H112ZM160 248V247H159ZM171 248V249H172ZM6 251H5V250ZM64 249V250H63ZM101 249V250H100ZM259 249V250H257ZM29 250V251H27ZM31 250V251H30ZM62 250V251H61ZM60 250V252L62 253L61 256H63L64 259H66V254L68 255V251L66 249V252H65V248H62ZM104 250V251H103ZM107 252H106V251ZM120 250V251H119ZM248 250V251H247ZM252 250V251H251ZM34 251V252H33ZM117 251V252H116ZM201 251V250H200ZM263 251V252H262ZM6 252V253H5ZM170 252V251H169ZM245 252V253H244ZM261 252V253H259ZM5 253V254H4ZM66 253V254H65ZM106 253V255H104ZM118 255H117V254ZM200 253V252H199ZM207 253V254H206ZM33 254L36 256H33ZM65 254V256H64ZM110 254V255H109ZM40 255V256H39ZM42 255V256H41ZM99 255V256H98ZM109 255V256H108ZM142 255V256H141ZM255 255V256H254ZM10 256V257H9ZM233 258H232V257ZM97 258V259H98ZM106 258V259H105ZM24 259V260H23ZM39 259V260H38ZM42 261H41V260ZM111 259V258H110ZM164 259V261H162ZM35 260V261H33ZM105 260V261H104ZM37 262V263H36ZM39 262V263H38ZM45 262V263H44ZM253 262V263H252ZM100 263V264H101Z\"/></svg>","mask_w":264,"mask_h":264},{"label":"bare ground","instance_id":"obj_2","mask_svg":"<svg viewBox=\"0 0 264 264\" xmlns=\"http://www.w3.org/2000/svg\"><path fill=\"white\" fill-rule=\"evenodd\" d=\"M16 1V0H15ZM18 2H20V0H17ZM16 1V2H17ZM22 2H20V3H22V4H20L21 6H20V9H19V11L20 10H22V9H25L26 7H28V6H26L27 5V2L29 3L30 1H28V0H21ZM32 1V0H31ZM34 1V0H33ZM32 1V2H33ZM38 1V0H37ZM39 1H41V0H39ZM46 1L47 0H42V2L39 4L38 2V4H39V6H38V4H36L37 5V9H35L36 8V6H35V4H34V6H35V8L33 9V7H32V10H34L33 11V13H34V16L35 17H37V16H39V15H41V16H43L44 15V13H45V15L44 16H48L49 14H50V16L49 17H47V18H49L50 20H51V18L53 19L54 17H55V19L56 18H58L59 16H61V18L59 17L58 19L60 20L61 19V21H59L58 19H56V20H58V21H54V24H52L53 22H52V20L50 21V22H52L51 24L54 26L55 24L57 25V22H61L60 24L58 23V25L56 26V28H51L52 27V25L50 26V24H49V28H51V31H48L47 30V33L49 34V39L47 40L48 41V47H46L45 48V46H44V49H42V47H41V45L43 44V43H41V40L39 39V37L40 38H42L41 36H45V35H47V33L46 34H44L45 32H40V34H41V36H38L37 34H36V32H35V34L38 36H36L37 38H38V40H35V39H32V40H34L33 41V45H34V43H36V48H34L32 51L33 52H35L34 50L35 49H37V54L39 53V55L38 56H40L42 59H43V61L46 59V58H48V59H50L51 60V58H53V57H55V55L57 56L60 52L61 53H63L62 51H60L61 50V45L59 46L58 45V42L60 41H58V39H60V37L62 36V35H64V34H67L66 36L68 37V33H67V31L66 30H68L67 28H68V25L66 26V24H69V20H70V18L72 17V9H73V5H74V3H75V1L77 2H79L78 4H80V1L79 0H53L54 2L53 3H51L49 6H45L46 8L47 7H50V13L47 11V9L45 8L44 9V3L46 4ZM51 1V0H50ZM83 1V0H82ZM91 1V0H90ZM97 1H99V0H97ZM100 1H103V0H100ZM106 1H109L108 2V4L110 3V6H111V12H110V14H112V16H115L116 18L118 17H120L121 19L122 18H125L124 16H126L127 18L130 16V24L131 25H135V27L138 25L139 27L138 28H134V26H133V28H132V26L131 27H129V28H127L128 29V32H125L126 34H124V38L123 37H121L120 35H118V33H120L119 31H120V29L118 30V33H117V29L116 28H112V26H111V28L114 30V29H116V32L114 31V34H113V37H111L112 38V41H114V42H116V44L114 43V47H115V49H116V51H118V49H119V51H118V54L120 55V53L122 54V51H123V49H124V51H123V54L120 56V60H119V67H117L116 68V70L118 69V68H121L122 70L121 71H124V72H132V73H135V72H138V73H140L141 75H138V76H143L144 77V75H148V76H150V78L148 79V80H150V82H151V84L149 85V87H148V85H147V88L145 87L146 86V84H145V86H144V88L145 89H143V88H141V89H143L142 91H140V94H139V98H137L136 100H134L133 101V103H132V105H133V108H132V110H130V111H127V109L125 110V111H127V112H124L122 109H121V111H119V114H117L118 112H116V114L115 115H117L116 116V118L118 117V119H119V121H118V124H116V122L113 124V125H109V127L107 126V128H106V126L104 125L105 123V120H104V126L102 127L101 125L99 126L101 129H103L102 130V133H101V135L104 133L103 131H104V129H105V131L106 130H108V132H112L113 131V134H114V138L113 139H111V141L112 140H115L116 142H112V143H117L118 141H123L124 142V140L126 139L125 137V131H126V128L129 126V124H130V122L133 120V119H144V120H150L151 122H152V130H154V131H156L157 132V130H158V128L161 126V124L162 123H160V122H158V121H156V120H153V119H151V118H149L146 114H145V111L149 108V109H157V103H158V98H160L159 97V95H160V91L161 90H163V89H161V87L163 86V84H164V80H165V78H166V76H168V75H172V74H170L169 72H167V71H163V70H158L157 68L155 69V68H152L151 66H150V64H149V56L147 57V56H139V54H138V51L140 50V49H145V46L147 45V43H148V31H146L145 29V24L143 25V23L141 22V0H135V2H133V4L131 3L132 2V0L130 1V0H123L124 2V4L125 5H123L121 2V0H119V1H117V2H114L115 0H106ZM128 1H130V3L128 2ZM14 1L12 0V2H11V4L13 3ZM15 2V3H16ZM35 2H36V0H35ZM49 2V1H48ZM85 2V1H84ZM87 2V1H86ZM104 2V1H103ZM7 3H8V0H0V25H1V23H5V22H2L3 20H4V18H6V16H5V14H4V11H5V8L7 7ZM55 3V4H54ZM96 3H98V2H96ZM102 3V2H101ZM107 3V2H106ZM19 4V3H18ZM31 4V3H30ZM33 4V3H32ZM32 4L30 5V6H32ZM29 5V4H28ZM51 5H53V6H51ZM84 5V4H83ZM83 5H82V7L81 8H83ZM13 7H15L14 6V4L12 5ZM12 6H11V8H12ZM26 6V7H25ZM77 6V5H76ZM81 6V4L79 5V7ZM8 8V7H7ZM77 8V7H76ZM80 8V9H81ZM109 8V7H108ZM17 9H18V5H17ZM27 9V8H26ZM78 9V8H77ZM106 9V8H105ZM29 10V9H28ZM31 10V9H30ZM76 10V9H75ZM82 10V9H81ZM22 11H26V10H22ZM22 11L20 12V13H22ZM77 11H79V10H77ZM105 11V10H104ZM17 12H18V10H17ZM76 12V11H75ZM85 12V11H84ZM12 13H14V12H12V10H11V12H10V14H12ZM19 12L16 14V15H18L19 16V14H20ZM26 13H30V11L29 12H27L26 11ZM25 12H24V16H22L21 18H23V19H21V18H19L20 20H22V22H20L17 18H18V16H15V14L13 15L12 14V16H15V17H13V18H16L17 20H18V22H17V20H14L15 22H13L12 21V23L10 24L9 22L12 20L11 18V20H8L7 21V23L8 24H10L11 26H12V24L14 23V25H13V28L11 29V26L9 25V30L7 29V28H4L5 30H6V32H5V34L3 33V35L1 36V37H3V39H4V37H5V39L4 40H2V42L4 43H2L3 44V47H2V50L0 51V52H2L1 53V60H0V78L1 77H3V78H1V79H3V80H5V79H7V77H8V75H10V74H15V73H12V72H10V69H13L16 65L17 66H19L18 64H16L15 65V63H18V62H14L15 61V59H17V58H15V55L19 52V53H21L20 51H17V49H16V46L17 47H22V45H21V42L24 40V41H26L25 39H24V37H25V35L27 36V33H29V34H31V29L32 28H29V24H31L30 26H34L36 23H37V21L35 20V19H37V20H39L38 19V17L37 18H35L34 19V17H33V19L32 20H30V18H32V16L30 17V16H28L27 14H26ZM33 13H31V15H33ZM47 13V14H46ZM49 13V14H48ZM82 12L80 11V14H81ZM9 14V15H10ZM75 13L73 12V15H74ZM77 14V13H76ZM126 14H128V15H126ZM27 15V16H26ZM79 15V14H78ZM96 15V14H95ZM124 15V16H123ZM3 16H5V17H3ZM11 15H10V17H12ZM21 16V15H20ZM41 16H40V18H41ZM111 16V15H110ZM109 16V18H111ZM28 17H30V18H28ZM45 17V18H46ZM51 17V18H50ZM106 17V16H105ZM28 18V20H30V21H26V23H25V26L27 25V23H28V25L26 26V27H28L29 29H30V31H28V28H27V30L24 32L23 30H24V25H21L22 23H24L25 22V20ZM44 18V17H43ZM42 18V19H43ZM45 18H44V20H45ZM104 18V17H103ZM108 18V17H107ZM117 18V21H118V26H119V24H120V22H121V20H120V22H119V19ZM7 19H9V18H7ZM115 19V18H114ZM23 20H24V22H23ZM108 20V19H107ZM122 20H124V19H122ZM128 20V21H129ZM36 21V23L35 24H33V22H35ZM40 21H42L41 19H40ZM109 21V20H108ZM241 20L239 19V17L238 16H229V17H226V16H220V15H215V14H213L212 13V11H211V0H182V4H181V24H180V27L181 28H183V29H185L186 31H197V30H211V29H218V30H224V29H227V30H229V31H231V33H229V35L228 36H225V37H223V38H221V40L218 42V43H216L217 45L215 46V49H214V56H213V58L215 59H221V64H220V67L218 66V68H217V70L218 71H220L221 69L220 68H222L223 67V65H224V63H225V61L227 60V57H228V55H229V53H230V51H231V49H232V47H233V45H234V43H235V40H236V37H237V29H238V26H239V22H240ZM31 22V23H30ZM39 24H40V22H38ZM41 23H43V22H41ZM123 23V24H122ZM39 24H36L35 26H37V25H39ZM44 24V23H43ZM74 25V27H76V23H73ZM121 24H122V27H124V22H121ZM6 25V24H5ZM4 25V26H5ZM46 25V24H45ZM87 25H90V24H87ZM86 25V26H87ZM127 25V24H126ZM125 25V26H126ZM147 25H149V24H147ZM154 25V24H153ZM32 26V27H33ZM40 26V25H39ZM70 26V25H69ZM84 26H85V24H84ZM85 26V27H86ZM93 26V25H92ZM96 26V25H95ZM116 26V25H115ZM5 27H8V25H6ZM22 27H24L23 29H21ZM44 27H45V29L47 28L46 26H41L39 29L40 30H42V29H44ZM84 27V28H85ZM89 27V26H88ZM104 27V26H103ZM156 27H158V26H156ZM2 28V26H0V29ZM20 28V29H19ZM33 28H35L34 30H36V27H33ZM107 28V27H106ZM106 28H104L105 30H106ZM111 28H109V29H111ZM118 28V27H117ZM121 28V27H120ZM26 29V28H25ZM38 29V31H40ZM44 29V31H46ZM90 29V28H89ZM93 29H94V26H93ZM92 29V30H93ZM96 29V28H95ZM100 29V28H99ZM126 29V28H125ZM139 29V30H138ZM157 29V28H156ZM2 30V29H1ZM33 30V31H34ZM72 30V27H71V29L70 30H68V31H71ZM74 30V29H73ZM80 30V29H79ZM97 30V29H96ZM108 30V29H107ZM106 30V31H107ZM112 30V31H113ZM2 31H4V30H2ZM1 31V32H2ZM18 31V32H17ZM37 31V30H36ZM43 31V30H42ZM87 31V30H86ZM90 31V30H89ZM103 31V30H102ZM0 32V33H1ZM27 32V33H26ZM66 32V33H65ZM74 32V31H73ZM76 32H77V30H76ZM83 32H84V30H83ZM94 32V31H93ZM100 32V31H99ZM105 32V31H104ZM103 32V33H104ZM33 33V32H32ZM75 33V32H74ZM79 33V32H78ZM156 33V32H155ZM2 34V33H1ZM0 34V35H1ZM25 34V35H24ZM34 34V33H33ZM39 34V35H40ZM72 35H73V33H71ZM93 34V33H92ZM97 34V33H96ZM115 34H117L118 36H120L121 38H123V39H121V41H120V39H118L116 36H115ZM121 34H122V32H121ZM23 35H24V37H23ZM75 35V34H74ZM101 34H99V36H100ZM150 35H152V33L150 34ZM34 35H32V37H33ZM48 36V35H47ZM65 35H64V37H66ZM82 36V35H81ZM83 36H85L84 34H83ZM90 36V35H89ZM98 36V35H97ZM136 37L137 39H136V41L135 40H133L134 38H132V37ZM28 37H30V36H28ZM63 37V36H62ZM62 37H61V40H62ZM63 37V38H64ZM70 37V36H69ZM102 37V36H101ZM220 37V36H219ZM20 38V39H19ZM34 38H35V36H34ZM36 38V39H37ZM73 38V37H72ZM80 38L81 37H79V41H80ZM85 39H87L86 37H84ZM93 38V37H92ZM118 40H117V39ZM131 38H132V41H131ZM22 39V40H21ZM31 39V38H30ZM82 39V38H81ZM220 38H218V40H219ZM21 40V41H20ZM32 40H30V41H32ZM44 40V39H43ZM63 40H65V39H63ZM77 40V39H76ZM94 40V39H93ZM37 41L38 42H40V44H38L37 43ZM46 40L44 41V43H46L47 42ZM58 41V42H57ZM66 41V40H65ZM82 41V40H81ZM83 41H84V39H83ZM83 41H82V43H83ZM117 41H118V43H117ZM128 41H129V43H130V45L128 44ZM20 42V45H17L18 43ZM27 42V41H26ZM62 42H64V41H62ZM70 42V41H69ZM77 42H78V40H77ZM25 43V42H24ZM61 43V42H60ZM72 43H74V46H75V42H73L72 41ZM86 43V42H85ZM47 44V43H46ZM84 44V43H83ZM32 45V46H33ZM44 45V44H43ZM42 45V46H43ZM78 44H76V46H77ZM32 46H31V48H32ZM59 46V47H58ZM63 46V45H62ZM65 46V45H64ZM72 47H73V45H72ZM82 47V46H81ZM30 48V47H29ZM58 48H59V50H58ZM79 49V47H76V49ZM84 48V47H83ZM15 49H16V51H17V53L15 54ZM68 49V48H67ZM73 49V48H72ZM71 49V50H72ZM75 49V48H74ZM122 49V51H120ZM19 50V49H18ZM21 50V49H20ZM24 50V49H23ZM27 50V49H26ZM42 50H44L43 52H42ZM46 50V51H45ZM80 50V49H79ZM83 50V49H82ZM64 51V50H63ZM77 51V50H76ZM28 52V51H27ZM44 53V54H42V56L40 55L41 53ZM66 52V51H65ZM73 52V51H72ZM89 52V51H88ZM19 53H18V55H19ZM29 53V52H28ZM36 53V52H35ZM35 53H33V54H35ZM73 53H75V52H73ZM212 53H213V51H212ZM211 53V54H212ZM37 54H35L36 56H37ZM68 54V53H67ZM84 56H85V54L84 53H82ZM89 54V53H88ZM23 55V54H22ZM30 56L29 57H31V63H30V67H32L31 65H33V67H35L36 65H34V64H37L36 63V61H39L40 62V59L38 60V56L36 57V56H34V59L35 58H37L36 60H34L32 57H33V55L30 53L29 54ZM32 55V56H31ZM43 55L45 56V59L43 58ZM53 55V56H52ZM62 55V54H61ZM77 55L78 54H76V57H77ZM80 55V54H79ZM83 55L81 56V57H83ZM20 56V55H19ZM28 56V55H27ZM79 56V57H80ZM23 56H21V58H22ZM50 57V58H49ZM75 57V56H74ZM15 58V59H14ZM73 58V57H72ZM71 58V59H72ZM84 58V57H83ZM92 58V57H91ZM25 59V58H24ZM32 59H33V61H32ZM48 59H46V62H47V60ZM54 59V58H53ZM59 59V58H58ZM63 59V58H62ZM67 59V58H66ZM71 59H69V61L71 60ZM85 59V58H84ZM87 59H89L88 58V56H87ZM26 61V60H25ZM41 62V63H44V62ZM62 61V60H61ZM61 61H60V63H61ZM64 61V60H63ZM66 61H68V60H66ZM65 61V62H66ZM90 61H92L91 59H90ZM216 61V60H215ZM32 62H33V64H32ZM38 62V64H41V63H39ZM48 62L50 63V61L48 60ZM51 62H54V61H51ZM56 62V61H55ZM54 62V63H55ZM78 62V61H77ZM77 62H76V64H77ZM85 62V61H84ZM88 62V61H87ZM86 62V63H87ZM214 62V61H213ZM213 62H210V65L213 63ZM219 63H220V61H218ZM20 63V62H19ZM59 63V64H60ZM89 63V62H88ZM90 63H92V62H90ZM214 63H216V62H214ZM213 63V65H215ZM45 64V63H44ZM47 64V63H46ZM45 64V67L46 66H48V65H50L51 66V64H47L46 65ZM66 64H67V62H66ZM68 64H69V62H68ZM70 64H73V61H71V63ZM69 64V65H70ZM75 64V63H74ZM73 64V65H74ZM79 64V63H78ZM218 64V63H217ZM15 65V66H14ZM42 65V64H41ZM58 65V64H57ZM62 65V64H61ZM64 65V64H63ZM11 66H13V68H11ZM43 66V70L45 69L44 68V65H42ZM71 66V65H70ZM79 66V65H78ZM84 66H85V64H84ZM89 66V65H88ZM93 66V65H92ZM92 66H91V68H92ZM226 66V65H225ZM20 67V66H19ZM22 67H25V65L24 66H22ZM52 67V66H51ZM60 67V66H59ZM67 67V66H66ZM76 67V66H75ZM74 67V68H75ZM151 67V68H150ZM217 66H215V67H213V68H216ZM18 68V67H17ZM16 68V69H17ZM49 68V67H48ZM69 68V67H68ZM67 68V69H68ZM23 69V68H22ZM22 69H21V72H22ZM31 69V70H30ZM29 70L25 67V70L26 71H23L24 73H26L27 72V70L28 71H30L29 73H31V71L33 70L32 68H30ZM41 69V71H43ZM47 69V68H46ZM45 69V70H46ZM53 69V68H52ZM56 69V68H55ZM59 69V68H58ZM57 69V70H58ZM62 69V68H61ZM61 69H59V71L61 72ZM65 69V68H64ZM71 69H72V67H71ZM85 69V68H84ZM88 69H90V68H88ZM223 69V68H222ZM44 70V71H45ZM54 70V69H53ZM74 70V69H73ZM86 70V69H85ZM98 70V69H97ZM115 70V71H116ZM217 70H215L216 72H218ZM17 71V70H16ZM18 71H20V70H18ZM34 71V70H33ZM40 71V70H39ZM91 71V70H90ZM89 71V72H90ZM103 71V70H102ZM210 71H212L213 72V69L211 70L210 69ZM38 72V71H37ZM54 72V71H53ZM58 72V71H57ZM56 72V73H57ZM62 72H63V70H62ZM84 72V71H83ZM92 72H93V70H92ZM95 72H96V70H95ZM117 72V71H116ZM115 72V73H116ZM42 73H45V72H42ZM42 73H40L41 74V78H42V75H44V74H42ZM50 73V72H49ZM52 73V72H51ZM55 73V74H56ZM64 73V72H63ZM72 73V72H71ZM94 73V72H93ZM100 73V72H99ZM108 73H110V72H108ZM33 73H31V75H32ZM39 72H38V77H37V79H39ZM45 74H48L47 72L45 73ZM54 74V73H53ZM66 73H64V75H65ZM69 74H70V71H69ZM97 74V73H96ZM103 74V73H102ZM107 74V73H106ZM216 75H217V73H215ZM215 74L213 75L212 74V76H214L215 77ZM218 74H219V72H218ZM21 75V74H20ZM28 75V74H27ZM52 75V74H51ZM62 75V74H61ZM60 75V76H61ZM73 75H74V73H73ZM79 75V74H78ZM86 75H88V74H86ZM94 75V74H93ZM93 75H91V76H93ZM97 75H99V74H97ZM114 75V74H113ZM173 75H175V74H173ZM185 75V74H184ZM15 76V75H14ZM21 76H23V75H21ZM30 76V75H29ZM34 76V75H33ZM45 76V75H44ZM43 76V77H44ZM47 76V75H46ZM58 76V75H57ZM63 76V75H62ZM110 76H112V75H110ZM175 76H178L181 80L183 79V77H185V76H182V75H179V74H177V75H175ZM211 76V75H210ZM252 76V75H251ZM17 77V76H16ZM26 74H24V76L22 77V78H24L25 80H21L20 81V84H18V85H21L20 86V88H21V90L22 89H24V91H25V89H26V85H27V80H26V78L28 79V80H30V79H32V78H30V77H26ZM53 77V76H52ZM66 77V76H65ZM87 77V76H86ZM95 77V76H94ZM98 77V76H97ZM100 77V76H99ZM109 76H107L106 78H108ZM142 77V78H143ZM146 77V76H145ZM217 77V76H216ZM5 78V79H4ZM8 78H11V77H8ZM13 78H15V77H13ZM17 78H20V76L19 77H17ZM22 78H20V79H22ZM40 78V81L39 80H36V82L37 81H39V83L38 84H40V85H42L43 84V80H47L46 78H48V76L47 77H44L45 79H41ZM51 78V77H50ZM54 78H56V77H54ZM53 78V79H54ZM62 78V77H61ZM71 78V77H70ZM81 78V77H80ZM84 79H86L85 77H83ZM49 79V78H48ZM57 79H59V77L57 78ZM69 79V78H68ZM93 79V78H92ZM248 79V78H247ZM55 80V79H54ZM61 80V79H60ZM65 80H67V79H65ZM72 80V79H71ZM80 80V79H79ZM104 80V79H103ZM42 81V82H41ZM52 81V80H51ZM145 81V80H144ZM241 81V80H240ZM7 82V81H6ZM9 82H11V81H9ZM45 82V81H44ZM68 82V81H67ZM70 82V81H69ZM69 82H68V84H69ZM249 82V81H248ZM2 83V82H1ZM17 83H19V82H17ZM28 83H29V81H28ZM42 83V84H41ZM53 83H54V81H53ZM58 83H60V82H58ZM109 83V82H108ZM5 84V83H4ZM36 84V83H35ZM49 84V83H48ZM50 84H52V83H50ZM61 84V83H60ZM60 84H59V86H60ZM80 84V83H79ZM91 84V83H90ZM106 84V83H105ZM148 84V83H147ZM18 85H16L17 87H18ZM37 85V84H36ZM44 85H46V84H44ZM58 85V84H57ZM64 85H66L67 86V84H65L64 83ZM83 85H84V81H83ZM86 85V84H85ZM88 86H89V84H87ZM101 85V84H100ZM108 85V84H107ZM5 86V85H4ZM9 86V85H8ZM75 86V85H74ZM77 86V85H76ZM79 86V85H78ZM93 86V85H92ZM110 86V85H109ZM109 86H108V88H109ZM116 86V85H115ZM10 87V86H9ZM34 87H39L38 85L37 86H34ZM48 87V86H47ZM51 87V86H50ZM54 87V86H53ZM56 87V86H55ZM62 87V89H63V86H61ZM68 87V86H67ZM66 87V88H67ZM80 87H81V85H80ZM95 87H97V86H95ZM95 87H92V88H95ZM101 86H99L98 87V89L100 88ZM42 87H40V89H39V92H40V90L43 92V93H41V94H39V92H37L39 95H43V94H46L45 93V91H43L42 89H44V88H42ZM69 88H71L70 87V85H69ZM83 88V87H82ZM16 89V88H15ZM19 89V88H18ZM30 89V88H29ZM47 89V88H46ZM49 89V88H48ZM59 89H60V87H59ZM58 89V90H59ZM72 89V88H71ZM80 89V88H79ZM84 89V88H83ZM88 89V88H87ZM105 89V88H104ZM109 89H111V88H109ZM117 89V88H116ZM115 89V90H116ZM4 90V89H3ZM11 90V89H10ZM9 90V91H10ZM34 90V89H33ZM33 90H32V92H33ZM57 90V89H56ZM61 90V89H60ZM81 90V89H80ZM85 90V89H84ZM19 91V90H18ZM35 91H37V89H35ZM74 90H72V92H73ZM77 91V90H76ZM90 91V90H89ZM97 91V90H96ZM107 91V90H106ZM109 91V90H108ZM120 91H121V88H120ZM3 92H5V91H3ZM14 92V91H13ZM56 93H57V91H55ZM62 92V91H61ZM118 92V91H117ZM6 93V92H5ZM21 94L22 93H24L23 91H21L20 92ZM63 93H64V91H63ZM76 93V92H75ZM85 93H87V92H84V94ZM97 93V92H96ZM99 93V92H98ZM110 93V92H109ZM126 93V92H125ZM2 94V93H1ZM4 94V93H3ZM25 94V93H24ZM74 94V93H73ZM84 94H82V95H84ZM105 94V93H104ZM132 94V93H131ZM261 95L263 98H264V69L263 68H259L257 71H256V73H254V75H253V77H252V82H251V84H250V86L248 87V90L246 91V95L244 96V98H243V100L241 101V104H240V106H239V108H238V110H237V112H236V114L234 115V118L233 119H231L232 120V123L234 124V125H236L237 127H242V125H243V122H244V120L246 119V117H247V115L249 114V112H250V110H251V108H252V106L254 105V102H255V98H256V96L257 95ZM47 95V94H46ZM45 95V96H46ZM58 95V94H57ZM81 95V96H82ZM86 95V94H85ZM115 95H116V93H115ZM118 95V94H117ZM18 96H19V92H18ZM30 96H32V95H30ZM35 96H38L37 94H35ZM44 96V97H45ZM48 96V95H47ZM46 96V97H47ZM53 96V95H52ZM51 96V97H52ZM74 96V95H73ZM94 96V95H93ZM105 97H106V95H104ZM124 96V95H123ZM149 97L148 99H145V97ZM20 97V96H19ZM22 97V96H21ZM46 97L45 98H43V96H42V98H40V99H42V101L44 100V101H46L45 99H46ZM67 97H68V95H67ZM72 97V96H71ZM75 97V96H74ZM85 97V96H84ZM90 97V96H89ZM97 97V96H96ZM125 97V96H124ZM35 98V97H34ZM37 98V97H36ZM38 98H39V96H38ZM37 98V99H38ZM53 98V97H52ZM63 98V97H62ZM82 98V97H81ZM100 98V97H99ZM123 98V97H122ZM19 99V98H18ZM17 99V100H18ZM21 99V98H20ZM23 99V98H22ZM30 99H33V98H31L30 97ZM36 99V100H37ZM48 99V98H47ZM57 99V98H56ZM96 99V98H95ZM115 99V98H114ZM34 100V99H33ZM61 100V99H60ZM78 100V99H77ZM116 100H118L117 98H116ZM122 100V99H121ZM128 100V99H127ZM39 102H40V100H38ZM49 101H50V98H49ZM56 101H58V100H56ZM69 101H71V100H69ZM81 101H82V99H81ZM88 101H90V100H88ZM120 101V100H119ZM119 101H117V103L119 102ZM125 101V100H124ZM131 101H132V99H131ZM131 101H128L129 103L131 102ZM52 102V101H51ZM50 102V103H51ZM61 102V101H60ZM65 102V101H64ZM67 102V101H66ZM110 102H112V101H110ZM127 102V103H128ZM17 103H18V101H17ZM29 103V102H28ZM42 103V102H41ZM40 103V104H41ZM44 103V102H43ZM42 103V106H44L45 105V103L43 104ZM50 103H48V101H46V104H50ZM55 103V102H54ZM62 103V102H61ZM90 103H92V102H90ZM94 103V102H93ZM101 103V102H100ZM109 103V102H108ZM107 103V104H108ZM123 103H126V102H123ZM122 103V104H123ZM126 103V104H127ZM32 104V103H31ZM82 104H84V102L82 103ZM95 104V103H94ZM98 104H99V102H98ZM110 104V103H109ZM122 104H120V106L119 107H117L118 108V110H119V108L122 106ZM30 105V104H29ZM63 105V104H62ZM67 105V104H66ZM112 105H113V103H112ZM118 105H119V103H118ZM124 105V104H123ZM86 106V105H85ZM106 106V105H105ZM108 106V105H107ZM114 106V105H113ZM22 107V106H21ZM29 107V106H28ZM36 108L35 106H32V107H30V108H32V110L34 109V108ZM48 107V106H47ZM68 107V106H67ZM79 107V106H78ZM88 107V106H87ZM102 107H104V106H102ZM123 107H125V106H123ZM122 107V108H123ZM207 107V106H206ZM49 108V107H48ZM81 108V107H80ZM93 108V107H92ZM115 108V107H114ZM126 108V107H125ZM128 108V107H127ZM42 109H43V107H42ZM60 109V108H59ZM82 109V108H81ZM81 109H79V110H81ZM87 109V108H86ZM88 109H89V107H88ZM94 109V108H93ZM107 109H109V108H107ZM160 109V108H159ZM184 109V108H183ZM228 109V108H227ZM9 110V109H8ZM28 110V109H27ZM38 110V107L36 108V109H34V112L35 111H37ZM41 109H39L38 110V114L35 112V115L37 114V123L39 122H41L42 121V117L44 118V116L46 115H42V112H41V114H39ZM49 110V109H48ZM63 110V109H62ZM97 110V109H96ZM104 110V109H103ZM115 110H117V109H115ZM117 110V111H118ZM16 111V110H15ZM43 111V110H42ZM85 111V110H84ZM106 111V110H105ZM17 112H19V111H17ZM34 112H32L31 114H33ZM64 112V111H63ZM87 112V111H86ZM86 112H85V114H86ZM90 113H91V111H89ZM107 112V111H106ZM111 112H112V114H113V110L111 109ZM167 112V111H166ZM30 113V112H29ZM44 113V112H43ZM57 113V112H56ZM62 113V112H61ZM82 113V112H81ZM100 113V112H99ZM98 113V114H99ZM105 113V112H104ZM103 113V114H104ZM109 112H107V114H108ZM10 114V113H9ZM93 114V113H92ZM111 114V115H112ZM113 114V115H114ZM225 114V113H224ZM3 115V114H2ZM12 115V114H11ZM19 115V114H18ZM24 115V114H23ZM26 115V114H25ZM83 115V114H82ZM109 115V114H108ZM14 116V115H13ZM21 116V115H20ZM48 116V115H47ZM85 116V115H84ZM91 116H93V115H91ZM104 116V115H103ZM2 117V116H1ZM32 117V116H31ZM35 117V116H34ZM63 117V116H62ZM101 117H102V115H101ZM182 117V116H181ZM223 117V116H222ZM221 117V118H222ZM14 118V119H13ZM10 121H9V123H8V126L10 125V129L12 130V128H11V126L13 125V126H15L16 128L19 126L18 124H19V122H20V119L19 118H17V116L15 115L14 117H13ZM46 118V117H45ZM48 118V117H47ZM91 118V117H90ZM113 118H115V117H113ZM113 118H111V119H113ZM116 118H115V120H116ZM3 119H4V116H3ZM32 119H34L33 117H32ZM93 119H95V118H93ZM102 119H103V117H102ZM101 119V120H102ZM110 119V120H111ZM117 119V120H118ZM35 120H36V118H35ZM45 122H46V120L45 119H43ZM60 120H61V118H60ZM68 120V119H67ZM70 120H72V119H70ZM7 121H8V119H7ZM19 121V122H18ZM30 121H31V119H30ZM34 121V120H33ZM43 121V122H44ZM50 121V120H49ZM75 121H76V118H75ZM100 121V120H99ZM98 121V123H100ZM179 121V120H178ZM181 121V120H180ZM16 122H18V126H16ZM43 122L41 123V124H43ZM44 122V123H45ZM47 122H48V120H47ZM57 122V121H56ZM77 122V121H76ZM107 122V121H106ZM109 123H110V121H108ZM112 122V121H111ZM49 123V122H48ZM33 124V123H32ZM76 124V123H75ZM74 124V125H75ZM85 124H87V123H85ZM6 125V124H5ZM37 125V124H36ZM45 125V124H44ZM53 125V124H52ZM73 125V124H72ZM89 126H90V124H88ZM26 126V125H25ZM6 127H7V125H6ZM50 128H51V126H49ZM65 127V126H64ZM63 127V128H64ZM84 127H86V126H84ZM93 127V126H92ZM98 127V126H97ZM169 127V126H168ZM4 128V127H3ZM15 128V129H16ZM43 128V127H42ZM61 128V127H60ZM82 128V127H81ZM15 129H13V131L15 130ZM28 129H29V127H28ZM37 129V128H36ZM55 129V128H54ZM53 129V130H54ZM92 129H94V128H92ZM3 130V129H2ZM7 130V129H6ZM17 130V129H16ZM48 130V129H47ZM52 130V131H53ZM88 130V129H87ZM94 130H97V129H94ZM23 131V130H22ZM30 131V130H29ZM91 131H93V130H91ZM100 132H101V130H99ZM159 131V130H158ZM17 132V131H16ZM25 132V131H24ZM51 132V131H50ZM55 132V131H54ZM61 132V131H60ZM90 132V131H89ZM107 132V131H106ZM106 132H105V134H106ZM12 133V132H11ZM10 133V134H11ZM37 133V132H36ZM40 133V132H39ZM66 133V132H65ZM70 133V132H69ZM72 134H73V132H71ZM70 133V134H71ZM86 133V132H85ZM54 134V133H53ZM58 134V133H57ZM71 134V135H72ZM100 133H98V131H97V136L99 135ZM108 134H110V133H108ZM0 135H3V134H0ZM5 135H7V134H5ZM11 135H13V134H11ZM37 135V134H36ZM49 135V134H48ZM56 135V134H55ZM66 135V134H65ZM96 135V134H95ZM100 135V136H101ZM104 135V134H103ZM58 136V135H57ZM69 136V135H68ZM68 136H67V138H68ZM91 136V135H90ZM93 136H94V133H93ZM92 136V137H93ZM125 136V137H124ZM194 136V135H193ZM106 137V136H105ZM108 137V136H107ZM128 138V142H129V144H131L130 146H132L133 145V143L135 142V143H137V144H135L134 143V146L135 145H139L140 146V139L138 140V139H135V138H133V139H129V136H127ZM262 137H264L263 135H262ZM261 137V138H262ZM2 138V137H1ZM10 138V137H9ZM104 138V137H103ZM110 138H112L111 136H110ZM6 139V138H5ZM40 139V138H39ZM60 139V138H59ZM71 139V138H70ZM102 139V138H101ZM105 139V138H104ZM124 139V140H123ZM37 140V139H36ZM47 140V139H46ZM58 140V139H57ZM98 140V139H97ZM195 140V139H194ZM200 140V139H199ZM199 140H198V143H199ZM263 140V139H262ZM39 141V140H38ZM60 141V140H59ZM104 141V140H103ZM103 141H102V144H103ZM109 141V140H108ZM108 141H106V142H108ZM120 141V142H121ZM126 141V140H125ZM36 142V141H35ZM49 142V141H48ZM105 142V144H107ZM120 142H118V143H120ZM38 143V142H37ZM99 143V142H98ZM97 143V144H98ZM194 143H196L195 141H194ZM201 143V142H200ZM7 144V143H6ZM44 144H46V143H44ZM48 144V143H47ZM49 144H51V143H49ZM54 144V142L52 143V145ZM64 144V143H63ZM77 144V143H76ZM75 144V145H76ZM95 144V143H94ZM105 144H104V146H105ZM124 144V143H123ZM128 144V145H129ZM213 144V143H212ZM51 145V146H52ZM57 145V144H56ZM60 145V144H59ZM58 145V146H59ZM112 145V144H111ZM114 145V144H113ZM117 145V144H116ZM116 145L114 146V147H116ZM214 146H212L210 149H205L204 148V146L203 145H201L202 147H194L193 145H191V144H187V146H186V149H185V151L183 152V154H182V157H181V159L177 162V163H169L166 159L163 161V162H161V163H159L161 166H160V171H159V173H155V172H153V171H149L150 172V179H157V181H159L160 182V190H159V192H158V195H156L155 197H156V199H154V197H153V201H150L149 199V197H148V200H147V206H150V207H148V209H149V212L147 213V212H144L143 210L145 209V208H147L146 207V204H143L144 202H142V199H144L145 197H146V195L148 194V192L151 190L150 189V186H148L149 184H150V181L148 182L149 184L148 185H145V186H141V189L140 190H137V191H132V190H130L127 186H125V189H121V193L119 194L120 196H118L117 198V201L115 202V209L111 206V204L110 203H106L107 202V200H108V197L109 196H107V200H106V202H104L105 204H107L106 206H109V204H110V206H111V208L112 209H114V211H117V213L119 212V215H117V217L115 218V216H116V213H113L114 211H112V213H113V215L115 214V216L113 217V219L114 220H112V222H111V224L113 223V224H115V226H112V225H110L111 227L110 228H108V226H107V229H105V231L107 230L108 231V233L107 234H103V233H99L100 232V230L99 231H97V230H92V229H89L88 227V223H87V219H84V218H80L79 219V225L77 226V229H76V227L75 228H72L73 230H75L76 229V232H75V234H77L76 236L77 237H79L78 239H80V243H78V244H73V245H71V246H68V245H65L64 243L66 242H63V241H61V239H59V238H56V234H55V232H51L50 231V228H49V230L47 231L48 233H49V231L51 232V234L50 235H48V237H50V242H49V246H50V248H51V252L49 253L50 255L47 257V259H45L44 261H46V264H100V263H98V260H99V258L97 257V253H99L98 252V247L99 246H104L105 248H106V250L108 249L109 250V252L111 251V249H116L117 248V246L115 245V247L116 248H114V244H115V242H117L118 244L120 243V244H122L123 245V241H122V238L123 237H125V235L123 236H121V233H122V228L124 227V226H126V225H131L132 226V228L134 229V230H136V231H138V229L139 228H137V227H139L140 226V224L142 225H144V226H146L147 228H150V229H155V230H157L158 232H159V238H158V240H157V242L155 243V249H157V250H159L160 248H159V244H160V242L162 241V240H170L171 242L173 241V243H175V246L170 250V252H169V259H168V262H167V264H200L199 263V260L201 259V257H202V253H204L203 252V250L204 249H206V248H203L202 246H204V247H206V246H208L209 247V244L208 245H205V244H207L208 242H205V241H207V240H205L204 238H200V237H198V236H193V235H187V234H185V233H181L180 231H177L176 230V232H172V231H170L169 229H165V228H162L161 226H160V222H161V220H162V218L163 217H172V210H174L173 208H174V206L176 207V210L177 211H180V213H177L176 212V216H180L181 214H183L184 215V217H185V221H187V222H190V223H195V224H198V225H204V224H209L210 225V227H212L213 225H216V224H213L212 222H207V220L204 218V216L206 215V218H208L207 216H209V213L210 212H212V211H209L208 209H210L209 207H210V205H211V207L213 206V207H217V202H216V204H215V201L216 200H209L208 198H209V193H211L210 191L212 190V189H210V188H208L206 185L204 186L205 188V190H203V192H197V194H195V195H193V196H195V197H191V196H189L188 194H187V192H186V188H185V186H186V184H187V182H186V184L185 183H182L181 181H179V180H174V174H175V172L176 171H180V172H183L185 175H188L189 176V182H192V180H196L199 184H205L204 182H203V176L204 175H210L211 173H215V170L216 171H218L217 172V174H216V179H214L215 180V184H216V186H218L219 184H221L220 185V189H222L223 190V192H224V189H225V187H226V182L227 183H230L231 181H232V179L234 178V177H236V173L239 171V172H241V177L238 179V181H237V183H236V188H235V190H234V192H233V197H234V199L233 200H235V201H238V200H241L242 201V206L240 205V207L238 206V205H236V207L238 206V208H239V213H238V211H237V209L236 210H234V214H236V212H237V214L235 215V217L237 218H235L236 220H239L238 222L239 223H237V224H240V222H242L243 224H245V225H247V226H245L246 228H247V230H249V228H250V230H251V228L253 229V232H251V235H252V233L255 235H264V214L260 211V210H258V209H256L255 207H253V198H254V196H255V194H256V192H257V189H258V186L257 187H253L254 186V180H255V175H256V171H257V168H258V165L257 164H255V160H254V162H253V158L254 157H252V162L251 163H248V165H243L244 163H245V161H246V159H247V157H248V155H252L253 156V153H252V151H250V150H248V149H246L244 146H242V145H240V144H238L237 142H235L234 141V139H232L230 136H223V135H220L219 136V138L214 142V144H213ZM45 146V145H44ZM108 146V145H107ZM121 146V145H120ZM129 146V147H130ZM133 146V147H134ZM138 146V149H137V147H134V148H136V151L135 150H133V151H135V153H136V157H137V155H139V147ZM42 147V146H41ZM50 147V146H49ZM59 147H61V146H59ZM58 147V148H59ZM118 147V146H117ZM132 147V148H133ZM207 147V146H206ZM65 148V147H64ZM82 148V147H81ZM93 148V147H92ZM107 148V147H106ZM110 148V147H109ZM131 148V147H130ZM130 148L128 149V150H130ZM131 148V149H132ZM40 149V148H39ZM48 149V148H47ZM88 149V148H87ZM99 149V148H98ZM101 149V148H100ZM122 149V148H121ZM125 149H126V147H125ZM44 151H45V149H43ZM54 150V149H53ZM72 150V149H71ZM76 150V149H75ZM96 150V149H95ZM107 150V149H106ZM111 150V149H110ZM205 150V151H204ZM32 151V150H31ZM41 151V150H40ZM49 151V150H48ZM65 151V150H64ZM66 151H68V150H66ZM88 151H90V150H88ZM107 151H109V150H107ZM114 150H112V151H109L110 153L111 152H113ZM132 151V150H131ZM131 151H129V153L131 152ZM132 151V152H133ZM38 152V151H37ZM43 152V151H42ZM47 152V151H46ZM85 152V151H84ZM94 152V151H93ZM109 152H107V153H109ZM115 152V151H114ZM122 152V151H121ZM120 152V153H121ZM126 153H128L127 152V150L125 151ZM124 152V153H125ZM200 152H204V156L206 157L205 158V161H203V159H202V161L204 162V163H202V164H199V163H197V162H195L194 161V158L198 155V154H200ZM39 153V152H38ZM50 153V152H49ZM64 153V152H63ZM81 153V152H80ZM79 153V154H80ZM83 153V152H82ZM95 153H97V152H95ZM104 153V152H103ZM119 153V154H120ZM135 153H131L132 155H135ZM64 154H66V152L64 153ZM73 154V153H72ZM90 154V153H89ZM101 154V153H100ZM112 154V153H111ZM224 154H228V157L227 158H223V155ZM34 155V154H33ZM48 155V154H47ZM46 155V156H47ZM75 155V154H74ZM84 155H85V153H84ZM97 155H98V153H97ZM102 155H106V154H102ZM108 155V154H107ZM127 155V154H126ZM40 156H41V154H40ZM76 156H79V155H76ZM88 156V155H87ZM108 156H110V155H108ZM114 156V155H113ZM118 156V154L115 156V157H117ZM123 156H124V154H123ZM128 156V155H127ZM129 156H131V155H129ZM35 157V156H34ZM34 157H33V159H34ZM42 157H43V153H42ZM71 157V156H70ZM69 157V158H70ZM89 157H91V156H89ZM97 157V156H96ZM101 157V156H100ZM106 157V156H105ZM122 157V156H121ZM132 157V156H131ZM135 157V156H134ZM134 157H133V159H134ZM259 157V156H258ZM261 157V156H260ZM37 158V157H36ZM77 158V157H76ZM81 158V157H80ZM95 158V157H94ZM99 158V157H98ZM104 158V157H103ZM107 158V157H106ZM109 158V157H108ZM114 158V157H113ZM127 158H129V157H127ZM38 159V158H37ZM41 159H43V158H41ZM51 159V158H50ZM55 159V158H54ZM96 159V158H95ZM105 159V158H104ZM112 159V158H111ZM110 158L108 159V160H111ZM122 159V158H121ZM131 159V158H130ZM137 159V158H136ZM136 159H134L135 161H136ZM197 159V158H196ZM255 159H258L257 157L255 158ZM73 160V159H72ZM87 160H89L90 161V159L88 158ZM92 160V159H91ZM116 160V159H115ZM264 160V159H263ZM33 161V160H32ZM81 161V160H80ZM118 161V160H117ZM122 161V160H121ZM126 161V160H125ZM131 161V160H130ZM92 162V161H91ZM97 162V161H96ZM101 162V161H100ZM104 162V161H103ZM102 162V163H103ZM107 162V161H106ZM116 162V161H115ZM133 162V161H132ZM70 163V162H69ZM76 163V162H75ZM90 163V162H89ZM94 163V162H93ZM102 163H100V165L102 164ZM108 163H109V161H108ZM107 163V164H108ZM111 163V162H110ZM121 163V162H120ZM124 163V162H123ZM36 164V163H35ZM72 164H74V163H72ZM81 164V163H80ZM104 164V163H103ZM106 164V163H105ZM104 164V165H105ZM127 164H128V162H127ZM156 164V163H155ZM250 164H252L251 165V167H250ZM7 165V164H6ZM31 165H33V164H31ZM87 165V164H86ZM92 164H90V166H91ZM123 165V164H122ZM158 165V164H157ZM57 166V165H56ZM76 166H79L78 164L76 165ZM75 166V167H76ZM87 166H89V165H87ZM89 166V167H90ZM99 166V165H98ZM107 165H105L104 167H106ZM109 166V165H108ZM133 166V165H132ZM7 167V166H6ZM67 167V166H66ZM69 167V166H68ZM103 167V166H102ZM110 167V166H109ZM108 167V168H109ZM116 167V166H115ZM118 167V166H117ZM33 168V167H32ZM37 168V167H36ZM61 168V167H60ZM77 168V167H76ZM83 168V167H82ZM85 168V167H84ZM91 168V167H90ZM90 168L88 169V170H90ZM95 168V167H94ZM98 168V167H97ZM97 168H96V170H97ZM112 168V167H111ZM124 168V167H123ZM133 168V167H132ZM139 168L141 169V167L139 166ZM138 167L137 168H135V169H138V170H140ZM4 169V168H3ZM57 169V168H56ZM55 169V170H56ZM71 169V168H70ZM73 169V168H72ZM101 169V168H100ZM113 169V168H112ZM1 170H2V168H1ZM102 171L104 170L105 171V174H106V171H108V170H105V169H101ZM259 170H260V168H259ZM258 170V171H259ZM263 170V169H262ZM29 171H30V169H29ZM79 171V170H78ZM78 171H77V173H78ZM85 171H86V173H87V167H86V169H85ZM93 171H95V170H93ZM113 171V170H112ZM120 171V170H119ZM133 171V170H132ZM135 171V170H134ZM143 171V170H142ZM261 171V170H260ZM69 172V171H68ZM96 172V171H95ZM113 172H115V173H117L116 172V170L115 171H113ZM113 172L112 173H110V175L112 176V178L113 177H115V178H118V176L116 177V175H114L113 176ZM121 172V174H122V172L124 173V170L123 171H120ZM131 172V171H130ZM148 172V173H149ZM33 173V172H32ZM55 173V172H54ZM59 173V172H58ZM81 173V172H80ZM86 173H85V175H86ZM100 173H102L101 171H100ZM114 173V174H115ZM127 173H129V172H127ZM137 172H135V174H136ZM139 173H141V172H139ZM144 172H142V174H143ZM202 173L204 174V175H202ZM242 173H244V174H242ZM245 173H247V174H249L250 175V180H249V182H248V184H247V187H246V189H245V191H244V196L242 195V192H240L241 190H242V187H243V185H245V180H246V178H247V176L245 175ZM263 174H264V172H262ZM6 174H8V173H6ZM56 174H57V171H56ZM55 174V175H56ZM61 175H63L64 173H60ZM82 174H84V173H82ZM90 173H88V175H89ZM96 174V173H95ZM94 174V175H95ZM103 174V173H102ZM104 174V175H105ZM108 174V173H107ZM192 174V175H191ZM2 175V174H1ZM17 175V174H16ZM39 175V174H38ZM79 175H81V174H79ZM84 175V176H85ZM125 175V174H124ZM148 175V174H147ZM260 175V174H259ZM258 175V178H260V176ZM3 176V175H2ZM6 176V175H5ZM40 176V175H39ZM53 176V175H52ZM90 176H91V174H90ZM109 176V175H108ZM108 176H106V177H108ZM129 176V175H128ZM127 176V177H128ZM134 176V175H133ZM212 176V175H211ZM257 176V175H256ZM12 177H14V176H12ZM16 177V176H15ZM55 177V176H54ZM77 177V176H76ZM94 177V176H93ZM103 178H105L104 176H102ZM126 177V178H127ZM136 177V176H135ZM135 177H133L134 178V180L136 179ZM140 177V176H139ZM1 178V177H0ZM23 178V177H22ZM78 178V177H77ZM85 178V177H84ZM96 179L98 178V177H95ZM109 178V177H108ZM133 178H131V179H133ZM6 179V178H5ZM17 179V178H16ZM53 179V178H52ZM78 179H80V178H78ZM83 179V178H82ZM87 179H89V178H87ZM98 179H100V178H98ZM106 179V178H105ZM110 179V181H109V183H108V180ZM108 180H106L107 182V184H110V186L108 185L107 186V184H105V182L103 183V182H101L100 180H102V179H100L99 181H100V184L99 185H103L104 186V184L106 185V188L107 187H111V177L109 178ZM119 179V178H118ZM117 179V180H118ZM122 179V178H121ZM130 179V178H129ZM147 179H148V177H147ZM159 179V180H158ZM177 179V178H176ZM76 180V179H75ZM86 180V179H85ZM93 180V179H92ZM95 180V179H94ZM93 180V181H94ZM115 180V179H114ZM114 180H112V182H114ZM137 180V179H136ZM5 181V180H4ZM23 181V180H22ZM25 181V180H24ZM79 181V180H78ZM77 181V182H78ZM84 181V180H83ZM103 181V180H102ZM116 181V180H115ZM119 181V180H118ZM118 181H116L117 182V184L120 182H118ZM127 181V180H126ZM129 181V180H128ZM133 181V180H132ZM131 181V182H132ZM139 181V180H138ZM261 181V180H260ZM20 182H21V180H20ZM82 182V181H81ZM80 182V183H81ZM85 182V181H84ZM83 182V183H84ZM87 182V181H86ZM89 182V181H88ZM115 182V183H116ZM123 182V181H122ZM135 182V181H134ZM19 182H17V184H18ZM76 183V182H75ZM80 183H78V184H80ZM96 183V182H95ZM103 183V184H102ZM133 183V182H132ZM155 183V182H154ZM172 183H174L175 184V186H176V189H174V191L176 190V196H175V194H174V196L175 197H173V201L172 202H169L168 201V198H166V190H169V189H167L168 187H169V185L170 184H172ZM4 184V183H3ZM64 184V183H63ZM65 184H67V183H65ZM73 184V183H72ZM88 184V183H87ZM97 184V183H96ZM127 184V183H126ZM135 184V183H134ZM137 184H139V183H137ZM156 184H157V182H156ZM12 185V184H11ZM69 185V184H68ZM71 185V184H70ZM81 185H85V184H81ZM80 185V186H81ZM116 185V184H115ZM127 185H129V184H127ZM132 185V184H131ZM152 185H153V182H152ZM173 185V184H172ZM189 185V184H188ZM187 185V186H188ZM65 186V185H64ZM67 186V185H66ZM86 186V185H85ZM89 186V185H88ZM88 186H87V188H88ZM98 186V185H97ZM96 186V187H97ZM102 186V187H103ZM123 186V187H124ZM137 186V185H136ZM157 186V188H159ZM174 186V185H173ZM184 186V187H183ZM215 186V187H216ZM3 187V186H2ZM73 187V186H72ZM91 187V186H90ZM94 187V186H93ZM102 187H100V189L102 188ZM116 187V186H115ZM118 187V186H117ZM121 186H119V188H120ZM130 187V186H129ZM78 188V187H77ZM81 188H82V186H81ZM92 188V187H91ZM104 188V187H103ZM112 188V187H111ZM118 188V189H119ZM126 188H128V189H126ZM139 188H140V186H139ZM207 188V189H206ZM80 189V188H79ZM109 189V188H108ZM113 190H114V187L112 188ZM135 189V188H134ZM136 189H138V188H136ZM156 189V188H155ZM219 189V188H218ZM73 190V189H72ZM75 190V189H74ZM82 190V189H81ZM97 190V189H96ZM107 190V189H106ZM110 190V189H109ZM112 190V191H113ZM157 190V189H156ZM155 190V191H156ZM100 191H102L103 192V190H100ZM98 192V191H96V192H98V193H95V196L94 197H96V194H99L100 195V193L101 192ZM111 191V190H110ZM109 191V192H110ZM116 191V190H115ZM119 192H120V190H118ZM158 191V190H157ZM2 192V191H1ZM73 192V191H72ZM76 192V191H75ZM79 192V191H78ZM85 192H86V189H85ZM84 192V194H88V197H89V193H85ZM89 192H91V191H89ZM108 192V193H109ZM92 193V192H91ZM91 193H90V195H91ZM106 193V192H105ZM108 193H106V194H108ZM111 193V192H110ZM110 193H109V195H110ZM114 193V192H113ZM117 193V192H116ZM237 193V194H236ZM76 194V193H75ZM78 194H80V192L78 193ZM82 194V193H81ZM80 194V195H81ZM93 194V193H92ZM102 194V193H101ZM112 194V193H111ZM150 194V193H149ZM70 195V194H69ZM80 195L77 197V195L75 196V197H77V198H79L80 197ZM118 195V194H117ZM85 196V195H84ZM8 197V196H7ZM70 197V196H69ZM87 197V196H86ZM85 197V198H86ZM92 197H93V195H92ZM93 197V198H94ZM111 197V196H110ZM114 197V196H113ZM220 197V196H219ZM5 198V197H4ZM102 197H101V195H100V199H101ZM147 198V197H146ZM146 198L144 199V200H146ZM152 198V197H151ZM6 199V198H5ZM11 199H12V197H11ZM57 199H59V198H57ZM70 199V198H69ZM73 199V198H72ZM99 199V198H98ZM104 199V201H105V197L103 198ZM103 199H102V201H103ZM111 199V198H110ZM110 199H109V202H110ZM197 199V200H196ZM82 200V199H81ZM80 200V201H81ZM83 200H85V199H83ZM96 200H97V198H96ZM211 201L210 203L211 204H209V201ZM220 200V199H219ZM232 200V201H233ZM53 201H54V199H53ZM69 201H71V200H69ZM76 202H78L77 200H75ZM75 201H73L74 203H75ZM99 201V200H98ZM114 201V200H113ZM208 201V202H207ZM217 201H218V199H217ZM230 201H231V198H230ZM9 202V201H8ZM52 202V201H51ZM72 202V201H71ZM70 202V203H71ZM83 203H84V201H82ZM214 202V203H213ZM219 202V201H218ZM6 203H7V201H6ZM11 203V202H10ZM112 203V202H111ZM240 203V202H239ZM50 204V203H49ZM65 204V203H64ZM81 204V203H80ZM102 204V203H101ZM12 205V204H11ZM67 205V204H66ZM65 205V206H66ZM70 205V204H69ZM73 204H71V206H72ZM74 205H76V204H74ZM88 205V204H87ZM96 205V204H95ZM113 205V204H112ZM113 205V206H114ZM142 205H145V206H143V208H142ZM2 206V205H1ZM4 206V205H3ZM10 206V205H9ZM54 206V205H53ZM61 206V205H60ZM79 206V205H78ZM90 207L92 206V205H89ZM89 206H87V208H89ZM105 206V207H106ZM7 207V206H6ZM48 207V206H47ZM50 207V206H49ZM69 207V206H68ZM218 207H220L219 206V204H218ZM235 207V208H236ZM52 208V207H51ZM70 208V207H69ZM71 208H73V207H71ZM75 208V207H74ZM80 207H78L77 209H74L75 210V212L76 213H78L79 211H78V209H79ZM83 208H85L86 209V207H83ZM93 208V207H92ZM95 208H97V207H94V210H96ZM100 208V210H101V207H99ZM110 208V207H109ZM9 209V208H8ZM61 209H62V207H61ZM82 209V208H81ZM103 209V208H102ZM106 209H108V207L106 208ZM111 209V210H112ZM147 209V210H148ZM220 209V208H219ZM13 210V209H12ZM53 210V209H52ZM58 210H59V208H58ZM57 210V211H58ZM69 210V209H68ZM73 210V211H74ZM78 212H77V211ZM80 210V209H79ZM98 210V209H97ZM99 210V211H100ZM110 210V209H109ZM232 210V211H233ZM86 211V210H85ZM93 211V210H92ZM98 211V212H99ZM106 211H108V210H106ZM236 211V212H235ZM9 212V211H8ZM13 212V211H12ZM48 212H50V211H48ZM56 212V211H55ZM88 212V211H87ZM96 212V211H95ZM103 212V211H102ZM143 212L145 213V214H147V215H145L144 214V216H142L143 215ZM214 212V211H213ZM61 213V212H60ZM68 213V212H67ZM71 213H72V210H71ZM81 213V212H80ZM82 213H83V211H82ZM89 213V212H88ZM87 213V214H88ZM110 213V212H109ZM218 213V212H217ZM216 213V214H217ZM13 214V213H12ZM16 214V213H15ZM46 214V213H45ZM51 214H52V211H51ZM66 214V213H65ZM64 214V215H65ZM74 214V213H73ZM84 214V213H83ZM101 214V213H100ZM233 214V215H234ZM54 215H56V214H54ZM57 215H58V213H57ZM70 215V214H69ZM75 215V214H74ZM74 215H71V216H74ZM105 215V214H104ZM106 215H107V212H106ZM111 215V214H110ZM110 215H107L108 217L110 216ZM174 215V214H173ZM222 215V214H221ZM45 216H48V215H45ZM53 216V215H52ZM79 216V215H78ZM91 216V215H90ZM94 216V215H93ZM98 216V215H97ZM145 216H147L146 218H144ZM175 216V217H176ZM224 216V215H223ZM223 216H222V218H223ZM232 216V215H231ZM42 217H44V216H42ZM56 217V216H55ZM61 217V216H60ZM65 217V216H64ZM67 217V216H66ZM86 217H87V215H86ZM99 217V216H98ZM40 218V217H39ZM51 218V217H50ZM68 218V217H67ZM79 218V217H78ZM95 218H97V217H95ZM109 218H111V217H109ZM108 218V219H109ZM226 218V217H225ZM227 218H229V217H227ZM41 219V218H40ZM45 219V218H44ZM56 219V218H55ZM65 219V218H64ZM71 219V218H70ZM93 219V218H92ZM103 219V218H102ZM104 219H105V217H104ZM143 219V220H142ZM231 219V218H230ZM234 219V220H235ZM48 220H49V218H48ZM66 220H68V219H66ZM88 220H89V218H88ZM91 220V219H90ZM96 220V219H95ZM95 220H94V223L93 224H95ZM45 221H46V219H45ZM63 221V220H62ZM71 221L72 220H70V226L72 227L73 225V223H71ZM97 221V220H96ZM217 221V220H216ZM230 221V220H229ZM51 222V221H50ZM57 222V221H56ZM55 222V223H56ZM77 222V221H76ZM90 222H92V221H90ZM99 222V221H98ZM104 222V221H103ZM232 222H234V221H232ZM46 223V222H45ZM68 223V222H67ZM78 223H76V224H78ZM105 223V222H104ZM104 223H102V224H104ZM140 223V224H139ZM228 223V222H227ZM235 223H236V221H235ZM50 224V223H49ZM64 224V223H63ZM107 224H108V221H107ZM139 224V225H138ZM213 224V225H212ZM229 224H230V222H229ZM237 224H235V225H237ZM43 225V224H42ZM48 225V224H47ZM51 225V224H50ZM60 225V224H59ZM75 225V224H74ZM106 225V224H105ZM205 225V226H206ZM212 225V226H211ZM234 225V224H233ZM64 226H65V224H64ZM67 226H68V224H67ZM94 226V225H93ZM231 226H232V224H231ZM231 226H230V228H231ZM240 226H242V224L240 225ZM48 227V226H47ZM52 227V226H51ZM57 227V226H56ZM103 227V226H102ZM210 227H208V228H210ZM69 228V227H68ZM67 228V229H68ZM99 228V227H98ZM141 228V227H140ZM242 228V227H241ZM241 228H239V225L238 226H232V228H231V232H233V233H235L234 235H238V236H240V234L241 233H243L242 232V230H241ZM52 229V228H51ZM94 229H97V228H95L94 227ZM104 229V228H103ZM142 229V228H141ZM140 229V230H141ZM54 230V229H53ZM131 230V229H130ZM139 230V231H140ZM245 230V229H244ZM62 231H63V229H62ZM67 231V230H66ZM72 231V230H71ZM104 230H103V232H105ZM127 231V230H126ZM64 232L65 231H63V234H64ZM72 232H74V231H72ZM124 232V231H123ZM47 233V234H48ZM71 233V232H70ZM125 233V232H124ZM128 233V232H127ZM141 233V232H140ZM139 232H137V233H134V234H137L136 236H135V239L132 241V243L131 244H129V246H127L126 245V247H123L122 248V250H121V252H120V254H119V257L118 256H115L114 257V255L112 256V257H110L109 258V261H107V263H104V264H150L149 263V260H147V259H145V258H142L141 259V257L139 258V254L140 253H142L141 252V249L142 248H140L142 245V238L140 237V234ZM245 233H246V231H245ZM250 233V232H249ZM6 234V233H5ZM9 234V233H8ZM7 234V235H8ZM15 234V233H14ZM68 234H69V232H68ZM72 234V233H71ZM70 234V237L72 236ZM74 234V235H75ZM133 234V233H132ZM247 234V233H246ZM43 235H44V233H43ZM58 235V234H57ZM79 235V236H78ZM245 235V234H244ZM250 235V236H251ZM248 236H249V234H248ZM6 237V236H5ZM67 237V236H66ZM251 237H253V236H251ZM257 237V236H256ZM260 237V236H259ZM4 238V237H3ZM8 238V237H7ZM12 238V237H11ZM14 238V237H13ZM45 238V237H44ZM65 238V237H64ZM68 238H69V235H68ZM72 238V237H71ZM141 238V239H140ZM261 238V237H260ZM16 239V238H15ZM59 239V240H58ZM66 239V238H65ZM127 239V238H126ZM241 239V238H240ZM259 239V238H258ZM261 239H263V238H261ZM5 240V239H4ZM7 240V239H6ZM49 240V239H48ZM73 240H74V238H73ZM129 240V239H128ZM248 240V239H247ZM11 241V240H10ZM10 241H9V243H10ZM68 241H70V240H67V243H68ZM77 241V240H76ZM122 241V242H121ZM125 241V240H124ZM7 242V241H6ZM5 242V243H6ZM127 242V241H126ZM233 242V241H232ZM247 242V241H246ZM35 243V242H34ZM260 243V242H259ZM124 244H125V242H124ZM258 244V243H257ZM9 245V244H8ZM12 245V244H11ZM48 245V244H47ZM141 245V246H140ZM225 245V244H224ZM33 246V245H32ZM119 246V245H118ZM235 246V245H234ZM12 247V246H11ZM113 247V248H112ZM202 247V248H201ZM2 248V247H1ZM33 248V247H32ZM31 248V249H32ZM49 248V247H48ZM62 248H65V252H66V249H67V251H68V255L66 254V259H64L63 258V256H61L62 255V253L60 252V250L62 249ZM14 249V248H13ZM5 250V249H4ZM7 250V249H6ZM5 250V251H6ZM64 250V249H63ZM101 250V249H100ZM105 250V251H106ZM107 250V251H108ZM143 250V249H142ZM201 250V251H200ZM206 250H208V249H206ZM257 250H259V249H257ZM27 251H29V250H27ZM31 251V250H30ZM62 251V250H61ZM104 251V250H103ZM106 251V252H107ZM120 251V250H119ZM248 251V250H247ZM252 251V250H251ZM34 252V251H33ZM117 252V251H116ZM200 252V253H199ZM263 252V251H262ZM6 253V252H5ZM4 253V254H5ZM102 254H103V252H101ZM101 253H99V254H101ZM112 252H110V254H111ZM245 253V252H244ZM259 253H261V252H259ZM65 254H64V256H65ZM109 254V255H110ZM117 254V253H116ZM117 254V255H118ZM207 254V253H206ZM104 255H106V253L104 254ZM108 255V256H109ZM33 256H35L34 254H33ZM40 256V255H39ZM42 256V255H41ZM99 256V255H98ZM142 256V255H141ZM255 256V255H254ZM264 256V255H263ZM10 257V256H9ZM36 257V256H35ZM232 257V256H231ZM98 258V259H97ZM233 258V257H232ZM106 259V258H105ZM24 260V259H23ZM39 260V259H38ZM41 260V259H40ZM43 260V259H42ZM41 260V261H42ZM33 261H35V260H33ZM105 261V260H104ZM37 263V262H36ZM39 263V262H38ZM45 263V262H44ZM253 263V262H252ZM102 264V263H101ZM213 264V263H212ZM256 264V263H255Z\"/></svg>","mask_w":264,"mask_h":264},{"label":"crops","instance_id":"obj_3","mask_svg":"<svg viewBox=\"0 0 264 264\" xmlns=\"http://www.w3.org/2000/svg\"><path fill=\"white\" fill-rule=\"evenodd\" d=\"M181 4L182 0L179 2L157 0L155 9L147 8L146 3L144 10L145 30L149 32L147 36L149 41L145 49L146 56L150 55L148 57L150 66L172 75L185 76L176 85L175 106L168 115L157 118L158 120L154 118L162 123L159 131L156 132L151 127L147 135L138 136L142 142L145 141V149L139 150V157L148 156L149 145L157 143V148L149 159V169L153 172H158L161 166L159 163L165 159L177 163L187 144L196 148L203 145L205 149H210L220 135L231 137L239 128L231 119L234 118L246 95L254 73L259 68L264 69V0H211L213 14L226 17L234 15L241 20L235 43L220 71L217 68L220 67L221 59L213 58L214 49L216 43L228 36L231 31L227 29L186 31L180 27ZM210 62L215 65L213 63L210 65ZM215 66L217 67L213 68ZM210 69H213V72ZM212 74H215V77ZM177 78L179 77L176 76V83ZM258 96L259 94L256 98ZM256 98L242 127L258 110ZM232 128L234 131L230 134ZM144 136L146 137L143 139ZM205 158L204 152H200L194 161L202 164ZM252 202L253 207L260 210L261 203L255 196ZM165 221L163 225L166 224L167 229L171 227L193 236L203 234L200 227H196L193 232L189 224L171 219ZM156 238L153 233L146 231L143 234V248L148 258L160 260L165 258V253L168 255L172 245H161L160 242V249L157 250Z\"/></svg>","mask_w":264,"mask_h":264},{"label":"clouds","instance_id":"obj_4","mask_svg":"<svg viewBox=\"0 0 264 264\" xmlns=\"http://www.w3.org/2000/svg\"><path fill=\"white\" fill-rule=\"evenodd\" d=\"M15 2V0H14ZM91 2L93 4H95L96 0H91ZM85 203L88 204V205H93L95 203V200L93 197H87L86 200H85Z\"/></svg>","mask_w":264,"mask_h":264}]
</instances>
